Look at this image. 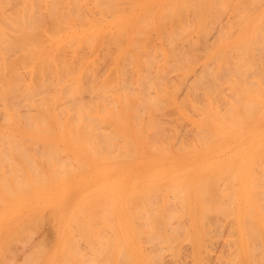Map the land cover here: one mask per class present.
Masks as SVG:
<instances>
[{"label": "bare ground", "instance_id": "6f19581e", "mask_svg": "<svg viewBox=\"0 0 264 264\" xmlns=\"http://www.w3.org/2000/svg\"><path fill=\"white\" fill-rule=\"evenodd\" d=\"M6 1V0H5ZM8 2H10V0H7ZM14 1H18V3H16L17 4V6H16V4H15V2ZM26 4H27V2H28V4H29V1H26V0H23ZM35 1V0H34ZM40 0H37V2H39ZM43 0H41V2H42ZM57 1V0H56ZM54 2L53 4L55 5V7L57 8H55V7H53V6H51V5H53L52 3L50 4V2H52V0L50 1V0H48V2H47V0L45 1V3L47 2V7L49 8L50 6L54 9V11L53 12H58V11H60L61 10V8H62V6H60L59 7V5L58 4H60V5H65L64 4V1L65 0H62L63 2H60V3H57V2ZM61 1V0H60ZM75 2L77 1L78 2V0H74ZM74 1H73V3H74ZM93 1H95V2H97L98 0H93ZM104 1V0H103ZM117 1H119V0H117ZM124 2L126 1H128L127 3H128V5L129 6H131L130 5V1L131 0H123ZM156 1H158V0H156ZM160 2L162 1V0H159ZM231 3H230V2ZM1 2H3V3H1ZM0 3L1 4H3L4 6L3 7H11V6H16V8H18L19 7V5L18 4H20L22 1H20V0H13V2H14V4L15 5H12L11 3H8L7 5H9V4H11L10 6H6L5 4L7 3H5L3 0L1 1ZM20 2V3H19ZM31 2H33V1H31ZM31 2H30V4H31ZM37 2H34L33 3V7L34 6H36L37 7V5H34L35 3H37ZM66 2V1H65ZM88 2V1H87ZM92 2V1H91ZM135 1L133 0L131 3H134ZM149 2H150V0H145L143 3H146L147 5L149 4ZM25 3H21V5L20 6H22L23 5V8H22V10H19V12H20V14H23V15H18V17L20 16H24V17H26L24 14H26V11L29 13L31 10L32 11H34L33 9H36L35 7L34 8H32L31 6H32V4L31 5H28V7L29 8H32V9H29L28 7H26L25 5ZM43 3V2H42ZM41 3V4H42ZM56 3H57V5H56ZM68 3H69V0H68ZM79 6H81V3L82 2H80V0H79ZM126 3V4H127ZM142 3V4H143ZM164 3V2H163ZM228 3H230L229 5H228ZM228 3H227V6H229L230 7V5H232L233 3V6H234V8L236 9H234L233 7L232 8H230V10L231 9H233L234 10V12L236 11V13H233V11L231 10L229 13H231V15H235L236 14V16H237V14H239V12H240V15H238V16H240L239 18H232L233 16H231V18L232 19H230L231 21L229 22V20L227 19V21H228V26H229V29L231 28V26L229 25L230 23L231 24H233L234 26H235V24H237V22H238V24H239V22H242V23H245V22H247V23H250L251 25V28H249V29H245L242 33H239V37L241 36V38H242V40L243 41H245V50H241L238 46H241L243 43H239V44H237L238 46H235V48L237 47V50H234L235 48L233 47L232 48V46H231V50H234V52H235V56L238 54H236V52L238 51H240L239 53H240V55H241V53H242V51H244L242 54H244L243 56H245V55H247V53L249 52V46H247V44H249V42H250V47L251 48H253L254 50V52H253V54L255 55V54H257L259 57H260V55L259 54H261V52L262 51H264V50H262V51H260L261 49H264V47H261L262 45H264V44H262V43H264V42H262V41H264V40H262V39H264V0H233V2H232V0H228ZM25 4V5H24ZM40 4V3H39ZM40 4V5H41ZM48 4H50V5H48ZM76 5L78 4V3H75ZM86 4V3H85ZM92 4H93V2H92ZM95 4V3H94ZM96 4H98V3H96ZM106 4V3H105ZM141 4V6H140V13L141 14H143V15H139L138 16V18H135L136 20V22H135V25H134V28H133V32L134 33H132V32H130L131 31V29H129V30H126L127 32L129 31L130 32V34L128 35V38H127V40H126V46H124V47H127L128 49V51L126 50V49H122L121 48V44L123 43V42H121V43H119L118 41H120V39L117 41L119 44H117V45H115V46H117L116 48H117V52H116V54L113 56V62L112 61H110V62H112V63H114V65L112 66V67H110L109 69H105L103 72H101V70H103L105 67H103V68H101L100 69V67H99V62H98V60H97V68L94 66V63L92 62L93 61V59H92V63H91V65H89V60L88 61H85V56H84V59H83V56H82V54H78V50H77V52H76V50L74 51H72V49H71V47L70 46H68V45H66L64 48H66V47H70L69 49H71V51L70 52H72V54H69V56L71 55V57H72V61H70L71 60V58H69V61L70 62H76V61H79V63L76 65L77 66V68H74V67H76V66H73V64L74 63H72L71 65L73 66V67H71V68H74V69H72V70H75V71H73V72H70V68L68 67L69 65H70V63L69 62H66L65 61V59L64 58H62V57H58V54L56 55L58 58H56V56L55 55H52L51 53L52 52H50V49H45V47H46V42L44 41V38H46L47 36L43 33L45 30H42V29H37L38 27H40L39 26V24H38V27H35V24L36 23H38V21L36 22V23H33V22H35L36 21V15L38 16V14H40V12L37 14V12L36 11H34V12H36V14H34V12L32 13V11L30 12L31 14L29 15L28 13H27V15L28 16H31V15H33L34 14V16H35V18H34V21L33 20H31V19H33V17H30V20L28 21L27 20V17L26 18H24L25 19V21L23 22L22 21V23H21V26L19 25V24H17V22H15L16 20H15V18L17 19V17H15L16 15H14L13 16V14H15L16 13V10L17 9H15V13L13 12V9L15 8H8V9H11L10 11L8 10V12L7 11H5L4 9L2 10L1 8H2V5L0 6L1 8V10H2V13L4 12L5 13V15H6V17L7 18H5V16L3 17L2 15H1V10H0V17L2 18V19H4V23H5V26L4 27H2L3 25H4V23H1L2 22V19L0 18V23H1V27H2V29L3 30H1L0 31V138H3V139H6V141H8L9 139L8 138H6V137H11V136H13L14 134L15 135H19L20 134V136H21V134H23L24 132H25V130L24 129H22V128H20L21 127V124L23 125H27L26 127L28 128V130L30 131V132H32L33 134H51V133H53V134H55V135H65V136H72L73 138H76V139H79V137L81 138V137H83V136H85V135H87V134H91L90 136H91V138H89L88 136V138H86V143L88 142H91V145H92V138H95L93 141L95 142V140L98 138H100L101 137V140H102V138H103V140L105 141V140H107L105 143H106V145H109L110 143V150L111 149H113V147H115V149L113 150L114 151V153H119V154H123L126 158V163H127V169L125 170V174H124V182H125V192H124V215H125V218L124 219H126L125 221V236H124V242H125V245H126V251L125 252H123L122 250H125L123 247H122V250H121V252H116V253H119V255L120 256H117L118 254H116V256L115 257H117V260H118V262H117V264L119 263V261H122V259L124 260V262H122L121 264H152V262H154L153 261V259L155 258L154 257V255H156L155 254V251L153 252V253H151L152 252V250H151V248H152V246L155 248V244H156V246H157V244L160 242V240H161V237L159 236V234L161 233L162 235H164V233L165 234H167L168 232V234H170V233H172L173 232V230H176V229H181V230H179L181 233H182V230H184L183 232H185V230H187V229H185V226L183 227L182 226V222L183 221H185V219H186V221H187V219H189V220H191V219H194L193 220V226H194V228H197V220L195 219V218H197V217H199L200 215H202V214H204L203 215V217L205 218H207L208 217V219H204V218H202V223H203V221L205 220H209V216H207L208 214H209V212H213L211 209V211L209 210V211H207L206 212V210H205V208H204V203L206 204V202H207V200L205 201L204 199H208L209 198V193H210V188H209V186H208V188L206 187V182H207V176H201V174L199 175V173H200V171H204L205 169H206V166H207V162H208V159L207 158H205V159H203L202 157H200V154L199 155H197V153H195L194 151H191V144H190V142L188 143L186 140L183 142L182 141V145L181 146H179L180 144H178V145H176L178 142H176L175 140H177V141H179L180 142V140H178L179 139V136H180V134L178 133V131H176V133H178L179 134V136H177V134H176V136H175V138L173 139L174 140V142H175V145H174V143H172V144H167L168 143V141L166 140V137L168 138V139H170L171 140V138H170V135H168L169 134V132H173V128L175 129V127H174V125H172V122H171V125L173 126V128H171V130L170 129H168V131L167 130H165V128H162V127H164L165 126V124L167 123V122H165L164 124H163V122H164V120H162V119H160L159 117L161 116V115H163V116H166L165 115V113H163L164 111H162L163 109H161V108H163V107H165V106H163L164 105V103H162L163 101V99H162V96L167 92V88L169 87V85H170V89L168 88V91L169 92H167V93H169V94H171V95H173V94H178V92H179V89L178 88H180V87H182V86H184L185 84H189V85H191V87L189 88V89H186L187 87H188V85H186V88H185V94H183V96L182 97H185L186 99H184L183 101H185L186 100V102L188 101V105H189V102H191V100H192V102L194 101L193 99H195V97H196V95H197V93H198V89L197 88H201L202 90H203V92L202 91H200V93H202V94H204V95H202V94H198V95H202L203 96V98L201 99V97L202 96H200L199 98L201 99V101L199 102L198 100H200L199 98H198V95H197V98H198V100H196L195 99V101H197V102H195L194 101V103H195V105H197L198 107H199V111L197 112L198 114H199V117H198V122H197V124H198V126H197V129H195V128H193V129H195L196 131H198L197 133L195 132V130L194 131H192V128H191V131L192 132H194V134H195V136H197V138H198V141L197 142H199V143H197V145L202 149V154H204V149H205V153L208 151V148H209V145H210V143L213 145V144H215V143H217L218 141L220 142V140H218L217 142H215L214 143V140L212 139L211 141H213V143L212 142H210V138L208 137V135H209V133H208V131H209V124L213 127V129H215V131H217L216 133L218 134V130L217 129H219V131L221 130L223 133H225L224 131V129L223 128H221V127H219V125H224L223 124V122H224V118L222 119L221 117L223 116V115H221L222 113H219L220 111H221V109L222 108H219V104H221V103H218V105H217V102L219 101V100H221L222 98H223V95H222V93L220 92L223 88V90H226L225 89V87L227 86V85H223V86H225V87H220L221 89H218L219 87L217 86V84H219V86H220V84H222V83H217L216 84V82L217 81H215V83H214V85H216V87H210V86H208V85H206V81H205V79H207L208 80V78L207 77H212L213 75L215 76V74L214 73H216V74H218V76H219V73H217V70L216 71H214L213 69L215 68V66H214V62L216 63V61H217V57H218V55H221V54H223V58L222 59H224L225 57H224V54H226V52L225 53H223L220 49V52H222L221 54H220V52H219V50H215V51H213L212 52V57L215 59L214 61H213V67H211V65L210 64H212V63H210L209 61H210V59H209V57H208V60L209 61H205V62H203V63H201V65H202V67L200 68V65H199V67H198V69L200 70V72H199V70H198V73H193V74H197V75H193L192 74V72L190 73V74H192L193 76H195V78L193 79L192 78V81L193 82H197V84H196V82L195 83H190V81L188 82V83H186V79H187V76H188V72L187 73H184V75L185 74H187V76H186V79H184L185 77H183V79H182V75L179 73V72H176L175 71V76H176V79H178V80H176L175 79V76H174V71L173 70H176V69H178V68H182V67H184L185 65L187 66V64H185V65H182V63L184 62V61H186V63H187V61H192L193 63H194V59H195V61H197L198 60V58H200V57H203V53H202V56H200V57H198L197 58V55H195V58H193L194 57V54H191L190 55V57L193 55V57H191V58H193V60L189 57V55H187V53L189 54L190 52H192L191 51V47H192V49L194 48L193 47V44H194V46H195V48H199L200 46L202 47V48H200V49H202L200 52H203L204 51V55H206L207 54V52L209 51V49L213 46L211 43H210V41L214 38V43H215V33H212V31L214 30H216V29H212V27L213 26H211V24H212V21H213V23H215V25H217L218 27H220L218 24L220 23V19H221V17H222V20L224 19V17L222 16L223 14H224V10H227V6H226V0H166V4H163V7H160L162 10L160 11L161 12V15L162 16H160L159 18H160V20L158 21L159 23H160V25H159V28H158V26H156L155 24H153V23H151V22H153L151 19H152V17H150L151 19H148L147 17H145L144 18V15H146V13L148 12V11H150V12H148L147 13V15L150 13V15L152 16V12H153V10H154V8L153 7H149L148 9L146 8V7H148V6H143ZM156 4H158V2L156 3L155 2V5ZM171 4H174V7H175V5H180V7H179V10L180 9H183L184 10V12H186L187 10H190L188 13L190 14V12L192 13V17H194L195 18V20L194 19H192V17L190 18V15H188V17L190 18V20H187L189 23H191V19L192 20H194V24L193 23H191V25L190 24H187V21L185 20V16L187 17V12L186 13H184L183 11H181L180 10V12H182V13H179L178 11H176L178 14H176V12L175 13H173L174 11H171L172 9L174 10V7H173V5H171ZM70 7L69 8H71V9H68V10H71V15H72V13H73V11H72V9L73 8H76L75 6H74V4H72V1H70ZM89 5H90V3H89ZM118 5V4H117ZM152 5H153V3H152ZM151 5V6H152ZM170 5H171V7H173V8H171V10L169 9H167V8H169L170 7ZM24 6H25V8H24ZM72 6H73V8H72ZM87 6V5H86ZM123 6H124V4H123ZM126 6V5H125ZM128 6V7H129ZM236 6V7H235ZM42 7L43 8H41V9H44V11L45 10H47V8L44 6V5H42ZM46 9H45V8ZM51 7L49 8V11L47 12V13H45V15L46 14H48L47 16L48 17H52V18H54L53 16V12H52V10H51ZM101 7V6H100ZM109 7V6H108ZM26 8H28V9H26ZM78 6H77V10H78ZM82 8V7H81ZM95 8H97L98 9V7H95ZM129 8H131V7H129ZM151 8V9H150ZM225 8V9H224ZM237 8H238V10H237ZM244 8H247L246 10H244ZM248 8H249V11H248V13H245V11L247 12V10H248ZM19 9H20V7H19ZM37 9H38V7H37ZM36 9V10H37ZM55 9L57 10V11H55ZM96 9V10H97ZM101 10H102V8H100ZM99 9V10H100ZM104 9V8H103ZM106 9L108 10V8H105L104 9V12H106ZM119 9V8H118ZM121 9V8H120ZM146 9V10H145ZM251 9H258L257 10V12L254 14V15H252L250 18H248L247 19V15L249 16V13L250 12H253ZM24 10V11H23ZM50 10H51V12H50ZM65 9L63 8V11H64ZM81 10V9H80ZM84 10V9H83ZM101 10L100 11H98L97 13H101ZM111 10V9H110ZM109 10V11H110ZM114 9H112L111 11H113ZM124 10L125 9H123L121 12H124ZM186 10V11H185ZM220 10H222V14H221V12H220ZM229 10V9H228ZM241 10V11H240ZM243 10H244V12H243ZM24 12V13H22V12ZM43 11V10H42ZM43 11V12H44ZM63 11H60L63 15H64V13H63ZM65 11H67V9L65 10ZM64 11V12H65ZM76 11V10H75ZM82 11V10H81ZM81 11H78V12H81ZM103 11V10H102ZM115 11H117V10H115ZM115 11H113V13L115 12ZM127 11V10H126ZM139 11V10H138ZM157 11V10H156ZM171 13H170V12ZM218 11H219V14H218ZM10 12H12L11 14H10ZM43 12H41V14H40V16H42V13ZM52 13V14H50V13ZM77 12V11H76ZM89 12V11H88ZM108 12V11H107ZM120 11H118V13H119ZM128 12V11H127ZM137 12V11H136ZM205 12H207L206 14L208 15V13H210L208 16H209V20H211V17H210V15L212 16V14H213V18H212V21H209V23H210V27H208V25L207 24H209L208 22H207V20H206V16L204 17V13ZM238 12V13H237ZM7 13H9V14H7ZM54 13V14H55ZM59 13V12H58ZM58 13H56V14H58ZM67 14L63 17L62 15V17L63 18H65L66 16H70V19L72 20L73 18H72V16L70 15V12H66ZM75 13V12H74ZM73 13V14H74ZM92 13V12H91ZM108 13H110V12H108ZM108 13H101L102 14V16L104 15V19L106 20V18L105 17H107L106 16V14H108ZM112 13V12H111ZM112 13V14H113ZM184 13V14H183ZM233 13V14H232ZM241 13H243L242 15L243 16H245L244 15V13L245 14H247L245 17H246V19H244L245 17H243L242 15H241ZM17 14H18V11H17ZM69 14V15H68ZM79 14V13H78ZM81 14H88L87 12H85L84 13V11L81 13ZM81 14H80V16H81ZM174 14H176L175 16H174ZM182 14V15H181ZM216 14V15H215ZM217 14H218V18H216L217 17ZM221 14V15H220ZM225 14H226V11H225ZM224 14V15H225ZM12 15V16H11ZM51 15V16H50ZM53 15V16H52ZM60 15V14H59ZM58 15V16H59ZM85 15V18L86 17H90V15L88 14V16H86ZM99 15L100 14H98V20H97V16H95V18H96V20H90V19H85L84 17H82V18H84V21L85 22H83V20L81 19V17L80 16H78V18L80 17V19L82 20V22H80V21H78V22H76V21H74V20H72V22H75L76 24L78 23L79 25H81L82 23L83 24H85L86 22L87 23H90V21L92 22V21H94V23H93V25L92 26H95V24L98 22V23H100L101 21H102V16H101V18L102 19H100V17H99ZM111 15V14H110ZM146 15V16H147ZM156 15V14H155ZM170 15H173V16H171V17H169ZM181 16L180 18L178 17V16ZM185 15V16H184ZM43 16H44V13H43ZM43 16L42 17H40V20L44 23V19H43ZM47 16H46V19H45V21L46 20H49V18H47ZM57 16V15H56ZM75 16V14L73 15V17ZM109 16V15H108ZM113 16V15H112ZM141 16V17H140ZM142 16H143V18H142ZM207 16V17H208ZM214 16H216L215 18H214ZM219 16H221V17H219ZM8 17H11L10 18V20H11V24H9V19H8ZM13 17H14V19H13ZM20 17L18 18V19H20ZM60 17V16H59ZM59 17H56V18H58L59 19ZM62 17H61V19H62ZM76 18H77V16H75ZM115 17V16H114ZM148 17H149V15H148ZM182 17H184V20L186 21V24L183 22V18ZM45 18V17H44ZM76 18H74V19H76ZM133 18V16L131 15V14H128L127 15V20H131ZM154 18V17H153ZM159 18H156V19H159ZM5 19H6V21H5ZM21 19H23V17L21 18ZM21 19H20V21H21ZM39 19V17H37V20ZM60 19V20H61ZM67 19V18H66ZM66 19H64V20H66ZM69 19V18H68ZM69 19V20H70ZM144 19V20H143ZM186 19H188V18H186ZM214 19L216 20V21H218L219 23L218 24H216L217 22H214ZM218 19V20H217ZM8 20V21H7ZM13 20H15V21H13ZM26 20H27V22H26ZM39 20V21H40ZM52 20H55V19H52ZM51 19H50V21H52ZM59 20V21H60ZM64 20H62V21H64ZM77 20H79V19H77ZM89 20V21H88ZM104 20V21H105ZM108 20V19H107ZM149 20H150V22H149ZM175 22H174V21ZM232 20H234V22L232 23ZM235 20H236V22H235ZM237 20H241V21H237ZM20 21H19V23H20ZM56 21V20H55ZM54 21V22H55ZM58 21V20H57ZM57 22L56 24L57 25H59L58 23H60V22ZM62 21H61V23H60V25H62ZM109 21V20H108ZM8 22V24H6ZM12 22H15V24H16V26L14 25V23H12ZM32 22V23H31ZM68 22V24H69V21H67ZM80 22V23H79ZM96 22V23H95ZM131 22H134V20L132 19V21ZM172 22H174V23H172ZM177 22V23H176ZM226 22V21H225ZM25 23H26V25H25ZM31 24L33 27H30V25L29 24ZM42 23V25H44V24H46V22L43 24ZM48 23H50L49 21H48ZM52 24H54L53 22H51ZM50 23V24H51ZM65 23H66V21H65ZM74 23V24H75ZM86 23V24H87ZM97 23V24H98ZM111 23H112V21H111ZM114 23H117V21L116 22H114ZM121 23V22H120ZM184 23V24H183ZM222 23V22H221ZM220 23V24H221ZM23 24H24V27H23ZM41 24V23H40ZM56 24L54 25V27H58V26H56ZM68 24H66V25H68ZM72 24V23H71ZM77 24V25H78ZM82 24V25H83ZM91 24V23H90ZM119 24V23H118ZM122 24V23H121ZM194 25V28L192 27L193 25ZM241 24V23H240ZM239 24V25H240ZM6 25H8V26H10V27H6ZM27 25H29L28 27H27ZM70 25V24H69ZM88 25L89 24H87V28H88ZM109 25H110V23H109ZM114 25V24H113ZM113 25H110V26H112L113 27ZM190 25V26H189ZM212 25H214V24H212ZM215 25H214V27H215ZM232 25V26H233ZM246 25V24H245ZM245 25L243 26V28L245 27ZM17 26H20V29H18V28H16ZM36 26H37V24H36ZM46 26V25H45ZM44 26V28H46ZM51 26V25H50ZM49 26V27H50ZM70 26H72V25H70ZM70 26H65V24H64V22H63V27H70ZM85 26V25H84ZM103 26H104V24H103ZM110 26H108L107 25V27H109L110 28ZM119 26H120V24H119ZM123 26V25H122ZM125 26L126 25H124V27H120L119 28V31L121 30V28H124L125 29ZM129 26V25H128ZM132 26V25H131ZM226 27V29L224 28V27ZM221 25V29H223L224 28V30H225V33H223L224 31L222 30V33L224 34L223 36H226L227 38L228 37H230L231 35H233V34H231V32H232V29L229 31L228 30V26H225V25ZM0 27V28H1ZM5 27H6V29H5ZM21 27H23V28H21ZM49 27L47 26V30L49 29ZM53 27V26H52ZM51 27V28H52ZM106 27V26H105ZM167 27H169L170 29H168ZM193 28V29H195V34H193V35H195L194 36V38L192 39V37L193 36H189V37H187V35L189 34L188 32H189V30H190V28ZM213 27V28H214ZM218 27H215V28H217V32H219V31H221L220 30V28H218ZM241 27V26H240ZM8 28H10V30L8 29ZM33 29V31L34 30H38V31H40L41 32V34H44V38L42 37L43 35H41V37L43 38V41L45 42H42V41H37L36 40V34H34L35 35V37L36 38H34L33 39V35H32V31L30 30H25V29ZM36 28V29H35ZM41 28V27H40ZM43 28V27H42ZM43 28V29H44ZM62 28V27H61ZM61 28L59 29L61 32H62V30H61ZM109 28H108V31H109ZM118 28V27H117ZM117 28H115L116 29V31H117ZM208 28H209V30L210 29H212V31H210L211 33V35L209 36L211 39H208L209 41V43L211 44V46L210 47H207V46H209V45H207V46H204V45H206V44H204L203 43V39H206V41H207V34L209 33L208 32ZM242 28V29H243ZM22 29H23V31H22ZM54 29H56V28H54ZM65 29V28H64ZM63 29V30H64ZM66 29H68V28H66ZM153 30V32L155 31L157 34H156V38H157V35L158 36H160V38L162 39L161 41L164 43V48H161L159 45H157V42L156 43H153V44H155V45H157V46H155V45H151L152 44V41H150L151 42V44H149V42H148V40H147V37H149V35L148 34H151L150 32H152V30ZM218 29H219V31H218ZM234 29H235V31H238L239 30V28H237V30H236V28L234 27ZM234 29H233V31H234ZM6 30V31H5ZM9 30V31H8ZM43 32H42V31ZM46 30V33H48V34H50V31L48 32ZM76 30V29H75ZM113 30V29H112ZM227 30L229 31V32H227ZM38 31H35V32H38ZM65 31V30H64ZM83 31V30H82ZM146 31H149L148 32V34H146ZM241 30H239V32H240ZM51 32H54V31H51ZM57 32V31H56ZM55 32V33H56ZM69 32V31H68ZM227 32V33H226ZM39 33V32H38ZM58 33V32H57ZM63 33V32H62ZM106 33V32H105ZM109 33L110 34H108V36L109 35H112V36H114V33H116L115 31H114V33L112 34V32H110L109 31ZM117 33H118V31H117ZM121 33H122V31H121ZM232 33H234V32H232ZM90 34V33H89ZM89 34L87 35V36H89ZM213 34V35H212ZM220 34H221V32L220 33H218L216 36L218 37V39H219V37H220ZM226 34V35H225ZM231 34V35H230ZM8 35H13V36H11L13 39H11L10 38V36H8ZM50 35H52V34H50ZM55 35H57V34H55ZM107 35V34H106ZM145 35H148L147 37L145 36ZM230 35V36H229ZM8 36V37H7ZM32 37V39L33 40H31L30 38H28V37ZM75 37H79V36H77V35H74ZM86 36V37H87ZM91 36H92V34H91ZM96 36V35H95ZM107 36V37H108ZM221 36H222V34H221ZM18 37V38H17ZM20 37V38H19ZM27 37V38H26ZM97 37V36H96ZM99 37V36H98ZM98 37H97V39H98ZM104 37H105V34H104ZM111 37V36H110ZM110 37H109V39H110ZM117 37V34H116V36H114V38H116ZM121 37H122V34H121ZM216 37V38H217ZM17 38V39H16ZM49 38V37H48ZM73 38V37H72ZM80 38V37H79ZM90 38V37H89ZM92 38V37H91ZM93 38H94V35H93ZM103 38V37H102ZM106 38V37H105ZM113 38V37H112ZM118 38H119V36H118ZM122 38H124V33H123V37ZM195 38H197V40L198 41H196L197 42V44H196V42H194L193 40H195ZM47 39V38H46ZM50 39V38H49ZM60 39V38H59ZM64 39H65V37H64ZM67 39V38H66ZM65 39V40H66ZM87 39V38H86ZM96 38H95V43H94V41H93V39H92V41H90V39L89 40H85V42L86 43H84L85 44V48H89V49H91V50H93V48L95 47V45H97V42H98V40H97ZM117 39V38H116ZM116 39H115V43H116ZM154 38H152V40H153ZM199 39H200V41L203 43H198L199 42ZM220 39H221V37H220ZM220 39H219V41H220ZM258 39L262 42H260V44L259 45H261V46H257V42H258ZM39 40H41V38L39 39ZM71 40V37H70V39H67V41H70ZM103 40H105L104 38H103ZM112 40V39H111ZM124 40H125V38H124ZM123 40V41H124ZM156 40H158V39H156ZM160 40V39H159ZM217 40V39H216ZM49 41V40H48ZM54 41V40H53ZM60 41V40H59ZM67 41H64L63 43H67ZM73 41V40H72ZM78 41H79V39H78ZM121 41H122V39H121ZM205 41V40H204ZM222 41V40H221ZM242 41V42H243ZM251 41H257L256 43L257 44H253V45H255V46H252V42ZM76 42V41H75ZM82 42H84V41H81V43ZM104 42V41H103ZM102 42V43H103ZM162 42H160V43H162ZM208 42H206L207 44H209ZM217 42H218V40H217ZM241 42V41H240ZM70 43H72V42H70ZM70 43H69V45H70ZM77 43V42H76ZM75 43V44H76ZM106 43H107V41H106ZM109 43V42H108ZM107 43V44H108ZM58 44V43H57ZM61 44V43H60ZM59 44V45H60ZM68 44V43H67ZM75 44H72V46H75ZM110 44H112V42L110 41ZM179 44H181V47H183V48H177L178 47V45ZM200 46H199V45ZM216 44V43H215ZM214 44V45H215ZM62 45V44H61ZM58 46V47H62V46ZM98 45H99V42H98ZM103 45L104 46H106L105 45V43H103ZM196 45H198V46H196ZM244 45V44H243ZM243 45H242V47H243ZM49 46V45H48ZM80 46H81V49H82V45H79L78 47H77V45H76V47L77 48H79L80 49ZM111 45H109V47H110ZM203 46H204V48H203ZM221 46V45H220ZM102 47V46H101ZM109 47H106V50L107 51H109L108 49H109ZM114 47V46H113ZM113 47H112V49H113ZM158 47H160V48H158ZM184 47H186L187 49H185ZM261 47V48H260ZM51 48V47H50ZM63 48V50H65ZM98 48H99V51H101V49H100V46H98ZM103 48V47H102ZM133 49L135 52H136V54L137 55H135L134 57H136L137 58V64L136 65H134L133 64V62H134V59H132L133 60V62H130V60H131V57L133 58V54L131 53L130 54V52H129V50L130 49ZM194 48V49H195ZM258 48H260V50L258 49ZM74 49H75V47H74ZM89 49H87L88 50V56L90 55L89 54ZM111 49V48H110ZM181 50L182 52H180L179 50ZM183 49H185V51L183 50ZM226 49H229V48H226ZM238 49H240V50H238ZM256 49H258V50H256ZM83 50H86V49H84L83 48ZM189 50H190V52H189ZM44 51H47L45 54H44ZM66 51V50H65ZM68 51V50H67ZM67 51H66V53H67ZM114 52H115V47H114V50H113ZM112 51V52H113ZM257 51H260V52H257ZM58 52H60L59 50H58ZM102 52V51H101ZM101 52H100V54H101ZM193 52H194V50H193ZM192 52V53H193ZM55 53H57V50L55 51ZM63 53H65V52H63ZM68 53H69V51H68ZM98 53V52H97ZM107 53V52H106ZM106 53L104 54V55H106ZM186 53V54H185ZM198 53V52H197ZM227 53H228V50H227ZM259 53V54H258ZM54 54V53H53ZM60 54H62V53H60ZM59 54V55H60ZM93 54H94V52H93ZM99 54V53H98ZM99 54V55H100ZM229 54V53H228ZM262 54H264V53H262ZM261 54V55H262ZM66 55V54H65ZM99 55H97L96 57H95V59L96 58H99ZM103 55V54H102ZM102 55H101V58H102ZM111 55H112V53H111ZM129 55V56H128ZM240 55H237L236 57H235V60H236V58L237 59H239V58H241L240 57ZM249 55H250V58H249V60L251 59V62L249 61V63L251 64V63H253V61L254 62H256V57L259 59V57L257 56V55H255V56H253V55H251L250 54V52H249ZM53 56H55L54 58H53ZM110 56V55H109ZM228 55H226V57H227ZM66 57H67V55H66ZM87 57V56H86ZM108 57V56H107ZM106 57V58H107ZM211 57V58H212ZM233 57V58H234ZM251 57H253V58H251ZM255 57V58H254ZM56 58V60H54ZM89 58V57H88ZM212 58V59H213ZM219 58H220V56H219ZM218 58V59H219ZM229 58V57H228ZM232 58V59H233ZM244 58V57H243ZM109 59V58H108ZM108 59H106L107 60V62H108ZM110 59H111V57H110ZM126 59H128V60H126ZM190 59V60H189ZM242 59V58H241ZM247 59H248V57H247ZM253 59H255V60H253ZM101 60V59H100ZM102 60H103V58H102ZM101 60V61H102ZM105 60V59H104ZM103 60V61H104ZM112 60V59H111ZM136 60V59H135ZM234 60V59H233ZM245 60V59H244ZM243 60V61H244ZM260 60V59H259ZM101 61H100V63H101ZM126 61H128V62H126ZM223 61V62H222ZM221 62H219L218 63V65L216 66V68L217 69H219L218 71L219 72H221L220 70H221V68H222V72H224V71H226V70H224V68H225V66L227 67V65H229V63L227 62L228 61V59L226 60L225 59V61L224 60H222ZM231 60H229V62H230ZM240 61H242V60H240ZM258 61V60H257ZM94 62H95V60H94ZM182 62V63H181ZM192 62H190V63H192ZM225 62H227V63H225ZM232 62V61H231ZM69 63V64H68ZM102 63H104V62H102ZM102 63H101V66H102ZM125 63V64H124ZM127 63V64H126ZM178 63H180V64H178ZM232 63H234V62H232ZM231 63V64H232ZM248 63V64H249ZM259 65H260V67H259V65L257 64V62L255 63V65L257 64V66H255L254 65V63L252 64V66H255L258 70L259 69H261L262 67H264V65H262L261 66V62L259 61ZM106 63H104V65H105ZM110 64V63H109ZM224 64V65H223ZM226 64V65H225ZM235 64V63H234ZM239 64H240V62H239ZM242 64V63H241ZM243 64H245V66L243 65ZM242 65H243V67L242 68H240V69H243V71H244V73H245V76H248L247 74H248V72L250 73V75H253V74H251V73H253V72H255L256 70L254 69L255 67H253V69L251 70V68L252 67H250V68H248L249 67V65L248 64H246V61L243 63ZM262 64H264V61H262ZM70 65V66H71ZM75 65V64H74ZM103 65V66H104ZM189 65V64H188ZM127 66L129 67H131L132 69L130 70V72L129 73H131L130 75H131V77H130V75L127 77L128 79H126V80H124V76L126 77V75L128 74V72L126 71L127 70ZM190 66V65H189ZM224 68H223V67ZM246 66H248L247 68L248 69H245V67ZM130 67H129V69H130ZM191 67V66H190ZM190 67H189V69L188 68H186V69H188V70H190ZM230 67H231V65H230ZM229 67V68H230ZM235 67H236V64H235ZM234 67V68H235ZM241 67V66H240ZM90 69L91 71L90 72H88L87 71V69ZM185 68V67H184ZM213 68V69H212ZM24 70V72L26 73V75L27 76H25V74L24 73H22V71ZM153 69V70H152ZM179 69V70H180ZM185 69V70H186ZM191 69H192V67H191ZM196 69H197V67H196ZM250 69V70H249ZM171 70V71H170ZM181 70H183V68L181 69ZM184 70V71H185ZM227 70H228V67H227ZM237 70V69H236ZM166 71L168 72H170V73H172L173 72V76H172V74H170L169 72V75L166 73ZM194 71V70H193ZM231 71H233L232 69H231ZM245 71H248V72H245ZM253 71V72H252ZM262 71H264V70H262ZM99 72H101V73H99ZM125 72H127V74H125ZM195 72H196V70H195ZM222 72H221V74H222ZM229 72V74L231 73L230 71H228ZM259 72V74H257ZM257 73H255L254 75H256V76H258V75H261L262 73L260 72V71H258ZM201 73V74H200ZM237 73V72H236ZM243 73V74H244ZM261 73V74H260ZM22 74H24V76H25V78L23 79V81H22V85L23 86H20L21 85V81L20 80H22V79H20V76H23ZM232 74V73H231ZM240 75L239 76H241V72L239 73ZM242 74V75H243ZM179 75H181V77L179 76ZM183 75V76H184ZM191 75V76H192ZM233 75H235V74H233ZM89 76H91L90 77V80H88L89 78ZM190 76V75H189ZM207 76V77H206ZM213 76V78H215ZM245 76H242V77H245ZM256 76H254L255 78H256ZM130 77V78H129ZM221 77V76H220ZM227 77H229V78H227L228 80V82L230 81V80H233V79H231L232 78V75L231 76H227ZM231 77V78H230ZM251 78H252V76H250ZM261 77H264V75H262ZM261 77H259L258 78V80L256 81V83H254L253 82V85L255 86V85H257V87L259 86V85H261V82H262V79H260ZM23 78V77H22ZM86 78H88V79H86ZM175 80H174V79ZM169 79H171V80H173V81H169ZM180 79H181V82L183 83V84H181V82H180ZM216 79H217V75H216ZM225 79V78H224ZM224 79H223V81L222 82H225L224 81ZM230 79V80H229ZM244 80V78H241V80ZM247 79V78H246ZM249 79V78H248ZM88 81L87 83L85 82V81ZM185 81V83H184V81ZM195 80V81H194ZM220 80V79H219ZM176 81V82H175ZM209 81V80H208ZM211 81H213V79L211 78ZM213 81V82H214ZM236 81V80H235ZM247 81V80H246ZM119 82V84H117ZM174 82V83H173ZM177 82H179V83H177ZM238 82H240V81H238ZM251 82H252V80L250 81V85H251ZM169 83V84H168ZM211 84V82L209 81V82H207V84ZM234 83H235V85L236 84H238L237 82H229V88L230 89H228V87H227V90H230V91H232V90H234V92H233V94L235 95L236 93H235V89H233L234 87H236L235 85H234ZM262 83H264V82H262ZM165 84H167L166 86H167V88H166V86H165ZM173 84V85H172ZM180 85V87H178L177 85ZM196 85V86H194V85ZM241 84V83H240ZM118 85V86H117ZM177 86V88L175 87V86ZM182 85V86H181ZM193 85V86H192ZM213 85V86H214ZM241 85H246V88L245 89H247V83H245V84H241ZM248 86L249 88H251V90L253 89V86ZM173 88H172V87ZM211 86H212V84H211ZM52 89H51V88ZM194 87V88H193ZM238 87H239V85H238ZM241 87V86H240ZM261 87L262 86H259V88L261 89ZM18 88H20L21 90H23V92H21L20 93V89H18ZM48 88H49V90L51 91H49L48 90ZM174 88H176V89H174ZM231 88H232V90H231ZM242 88V87H241ZM243 88H244V86H243ZM242 88V89H243ZM248 88V90H250ZM262 88H264V87H262ZM193 89V91H191V90ZM201 89H199V90H201ZM255 89V88H254ZM174 90V92H172ZM181 90V89H180ZM186 90H190L189 91V93L190 92H192L191 93V96H189V98L190 99H187V97H186ZM226 90V91H227ZM236 90H238V89H236ZM19 91V92H18ZM48 91H49V93H48ZM55 92V93H53L52 94V92ZM170 91L172 92V93H170ZM176 91H178V92H176ZM225 91V92H226ZM230 91H228V92H230ZM243 91V90H242ZM240 92V93H243V92ZM254 90H252V92H253ZM255 91H256V89H255ZM195 92V93H194ZM219 92V93H218ZM222 92H224V91H222ZM245 92V91H244ZM257 92V91H256ZM256 92H254V93H256ZM258 92L259 93H261V91L258 89ZM257 92V93H258ZM262 92H264V91H262ZM188 93V95H190ZM239 92H237V94L236 95H241V94H238ZM258 93V94H259ZM52 94V96L50 97L49 95H51ZM224 94V93H223ZM245 94V93H244ZM175 95V96H176ZM220 95H222V98L220 99ZM232 95V94H231ZM230 95V96H231ZM234 95H232V96H234ZM262 96H264V94H261ZM260 95V96H261ZM44 96L45 97H47V102H45L44 100L45 99H43L44 98ZM168 96H170V95H168ZM228 96H229V93H228ZM229 96V97H230ZM231 96V97H232ZM244 96V95H243ZM251 96V95H250ZM258 96V95H257ZM256 96V97H257ZM260 97L261 98V101L262 100H264V99H262V98H264V97ZM27 97V98H26ZM177 97V96H176ZM178 97H180L181 98V96H178ZM237 97V96H236ZM235 96L233 97V99H235L236 98ZM246 97V96H245ZM33 98V99H32ZM169 98H171V96L169 97ZM242 98V97H241ZM247 98V97H246ZM246 98L245 99H242V100H244V101H242V102H239V100H238V102H239V104L241 103L243 106H240L239 104H235V102H234V104L235 105H239L240 107H243V109H244V105H248L249 103V105L248 106H252L251 104H255L256 103V101L255 100H251V102L249 101H247L248 100V98H247V100H246ZM259 98V96H258V100L260 99ZM24 99H26V101L27 100H29L30 101V99L32 100V102H33V100L36 102V103H32V105H30L29 103H27L26 102V104H29V105H26L25 104V102L23 101ZM167 99V98H166ZM166 99H164V102H165V105H167L168 103H167V101H165ZM172 99V98H171ZM183 99V98H182ZM237 99H239V98H237ZM37 100V101H36ZM176 100H180L179 98L178 99H176ZM230 100H231V98H230ZM246 100V101H245ZM249 100H250V98H249ZM162 101V102H161ZM168 101H170V100H168ZM172 102H173V99L171 100ZM171 101L169 102V104L171 103ZM178 101H176L177 103H178ZM183 101H180V102H183ZM222 101V103H224V102H226V100L224 101L223 99L221 100ZM224 101V102H223ZM233 101V100H232ZM235 101V100H234ZM240 101H241V99H240ZM254 101H255V103H254ZM260 101V100H259ZM260 101V102H261ZM246 102V103H245ZM21 103H23L22 105H20ZM160 103H162V107H161V105L159 106V104ZM245 103V104H244ZM193 105V106H190V105ZM189 106H190V110L192 111V109L193 110H195L193 107H194V104L193 103H191ZM226 104H228L229 105V102H227ZM256 104H258V102L256 103ZM18 105H19V107L21 106V108L23 107V106H25V109H21V108H18ZM178 105H180V104H178ZM181 105H183L184 106V102L183 103H181ZM181 105H180V107H181ZM222 105V104H221ZM262 105H264V104H262ZM158 106L159 107H161V108H159V109H161V111H162V113H160V114H158L159 113V111L160 110H158ZM182 106V108H185L184 110H187V109H189V108H187L186 109V107H189V106H187L186 105V107H183ZM223 106V105H222ZM231 106V105H230ZM247 106V107H248ZM259 106V105H258ZM198 107H196V109L198 108ZM225 107V106H224ZM223 107V108H224ZM234 107H237V106H234ZM233 107V108H234ZM247 107H245V109H247ZM261 107V106H260ZM24 108V107H23ZM166 108V107H165ZM168 108V107H167ZM170 108V107H169ZM218 108L220 109V111L218 110ZM226 108V107H225ZM224 108V109H225ZM253 108V107H252ZM255 108H256V106H255ZM254 108V109H255ZM259 108V107H258ZM257 108V109H258ZM262 108H264V106H262ZM228 109V108H227ZM227 109H226V111H227ZM236 108H234V110H235ZM237 109H238V111H239V108L237 107ZM242 109V108H241ZM242 109V110H243ZM256 109V110H257ZM165 110V109H164ZM167 110V109H166ZM172 110V109H171ZM228 110H231V109H228ZM233 110V109H232ZM241 110V111H242ZM252 110V109H251ZM250 110V111H251ZM255 110V111H256ZM261 110V112L260 113H262V110H264V109H260ZM259 110V111H260ZM160 111V112H161ZM248 111H249V108H248ZM247 110H245V113L246 112H248ZM174 112L176 113V111L174 110ZM195 112H196V110H195ZM224 112V111H223ZM229 112H231V111H229ZM229 112L227 113L228 114V116H229ZM236 112V111H235ZM240 112V111H239ZM243 112V111H242ZM173 113V112H172ZM174 113V114H175ZM187 113H189V112H187ZM192 113H193V115L194 114H197V113H194L193 111H192ZM226 113V112H225ZM258 114H259V112H257ZM156 114H158L159 116H156ZM167 114H169V113H167ZM226 114V115H227ZM249 112L247 113V114H244L243 116H248V118L247 119H250V116H251V114H249ZM253 114V113H252ZM190 115H191V113H190ZM225 115V116H226ZM231 115H233V114H231ZM195 116V118H197ZM221 116V117H220ZM228 116H227V118H228ZM235 116V115H234ZM233 116V117H234ZM242 116V115H241ZM245 116V117H246ZM253 116V115H252ZM251 116V117H252ZM162 117V116H161ZM177 117H179V116H177ZM232 117V116H231ZM236 117V116H235ZM160 120H159V119ZM168 118V117H167ZM171 118H173V117H171ZM175 118H176V116H175ZM175 118H173V120H168V121H174L175 122ZM236 118H240V115L239 116H237ZM170 119V118H169ZM178 119H181V118H178ZM221 119V120H220ZM238 119L236 120V119H234L233 118V120L232 121H234L235 120V122L236 121H238ZM96 120H98L100 123H105L104 124V127H102L101 125L102 124H100V123H98V122H96ZM158 120V121H157ZM162 120V122H160ZM223 120V121H222ZM243 120V119H242ZM102 121V122H101ZM232 121H230V122H232ZM240 121V122H239ZM238 122H237V124H238V126H239V124L240 123H243V122H241V120H239ZM95 122H96V124H95ZM177 122V121H176ZM182 122V121H181ZM184 122V121H183ZM229 121H228V123H230ZM159 123H162V126H161V124H159ZM227 123V124H228ZM246 122H244V124H245ZM157 124H159V125H157ZM175 124V123H174ZM178 124V123H177ZM183 124H186L185 122L183 123ZM196 124V125H197ZM230 124H232V123H230ZM15 125H16V127H15ZM98 125L99 126H101V127H99L98 128ZM164 125V126H163ZM181 125V129H182V127H185V126H182V124H180ZM221 125V126H222ZM229 125V124H228ZM233 125L235 126L236 125V123L234 124V122H233ZM175 126H177V125H175ZM178 126H179V124H178ZM241 126H243V124L241 125ZM157 127H161L162 129L161 130H164V131H162L161 132V130L160 129H158ZM166 127H168V126H166ZM180 127V126H179ZM192 127H193V125H192ZM236 127V126H235ZM244 127V126H243ZM158 129V131H157V133L159 134V133H161L162 135H161V137L162 136H164V132L166 133V131H167V136H165V137H163L164 138V140H166L167 141V143H165L166 141H163L161 138H159V139H157L156 138V140H155V138H153L154 137V133H156V132H152L153 133V136H152V138H153V141H152V138H151V135H149V137L151 138V140L150 141H147L148 139H149V137H148V134H146L145 136L147 137V140L145 141L146 142V144H144L143 142H142V135H144V134H142L143 132H146V131H148L149 129L151 130L152 129V131H155V129ZM170 128V127H169ZM231 128V127H230ZM230 128H229V130H230ZM233 128V127H232ZM237 128V127H236ZM180 128H179V130H181ZM241 128H239V130H240ZM175 130H178V128L176 127V129ZM228 130V131H229ZM183 131V129L181 130V131H179V132H182ZM190 131V132H191ZM184 132H186L185 131V129H184ZM183 132V133H184ZM210 132H212V131H210ZM214 132V131H213ZM210 133V134H214V133ZM227 132V131H226ZM232 132H234V131H232ZM148 133H151V131L150 132H148ZM156 133V135H158ZM174 133V132H173ZM223 133L221 134V135H223ZM253 133H254V137H256V138H259L260 136H261V133L257 130V129H253ZM82 134V135H81ZM165 134V135H166ZM174 134V135H175ZM216 134V135H217ZM93 135H95V136H93ZM97 135H99L98 137H97ZM219 135H220V132H219ZM20 136H19V138H20ZM118 136L119 137H122V139H117L118 138ZM144 136V138H146ZM169 136V137H168ZM184 136V135H183ZM189 136V135H188ZM191 136V135H190ZM199 136V137H198ZM213 136H215V135H213ZM212 136V137H213ZM5 137V138H4ZM9 137V138H10ZM25 137H27V136H25ZM36 137H37V135H36ZM72 137H71V139H72ZM78 137V138H77ZM106 137H108L109 138V140H108V138L107 139H104V138H106ZM125 137V138H124ZM156 137H158V136H156ZM177 137H178V139H177ZM181 137V136H180ZM192 137V136H191ZM211 137V138H212ZM216 137V136H215ZM14 138V137H13ZM13 138H12V140H10V141H13V142H11V144L13 143V146L11 147V146H9V147H11V148H14V144H15V142L16 141H14L13 140ZM18 138V139H19ZM21 138H23L24 140L26 139V138H24V137H22L21 136ZM28 138V137H27ZM40 138V137H39ZM112 138L114 139V138H116V140H120L121 141V143L120 144H117L116 143V145L114 144L113 145V143L111 142V140H112ZM193 138V137H192ZM209 138V139H208ZM214 138V137H213ZM8 139V140H7ZM15 139H17V138H15ZM23 139H21L22 141H23ZM30 139H31V137H30ZM34 139H37V138H32L31 140L32 141H34V142H36V143H38L36 140H34ZM98 139L96 140V146L98 147V143H100V147H104V149H105V147H106V150H108V148H107V146L105 145V146H102L103 144H102V142H103V140L101 141L100 139H99V141H98ZM111 139V140H110ZM181 139V138H180ZM191 139V138H190ZM194 139V138H193ZM215 139V138H214ZM21 140H20V142H21ZM28 140H29V138H28ZM30 140V141H31ZM41 140H42V138H41ZM80 140V139H79ZM89 140V141H88ZM192 140V139H191ZM208 140H209V142H208ZM1 141H3L2 139L0 140V147H2V148H4L3 147V145L4 144H8L6 141L3 143H1ZM30 141H28V142H30ZM31 141V142H32ZM50 141V140H49ZM78 141V140H77ZM84 141V142H85ZM144 141V140H143ZM192 141H195V140H192ZM216 141V140H215ZM19 142V143H20ZM34 142H32L33 144H35ZM39 142H41L42 143V141H39ZM45 142V141H44ZM44 142H43V145L45 146V148L47 149V150H49V149H51L52 150V147H55V146H52L53 144H51V146H49V144H48V146L49 147H51V148H49L48 146H47V144H44ZM51 142V141H50ZM79 142V141H78ZM107 142H109L108 144H107ZM185 142H187V143H185ZM196 142V141H195ZM19 143L17 144V146H19L20 147V145H19ZM22 143V142H21ZM31 143V145L32 146H30V147H28L29 149L32 147V151H34V148H33V144ZM40 143V144H41ZM46 143H48V141L46 142ZM73 143H75V142H73ZM80 143V142H79ZM87 143V144H88ZM104 143V144H105ZM185 143V144H184ZM194 143V142H193ZM1 144H2V146H1ZM25 144H29V143H25ZM61 144V143H60ZM144 144V145H143ZM8 145H10V143L8 144ZM8 145H6V146H8ZM24 144H22L21 145V148H20V151L22 150V146H23ZM42 145V144H41ZM76 145H77V143H76ZM86 145V144H85ZM90 145V144H89ZM113 145V146H112ZM146 145V146H145ZM192 145H194L192 148H195V144H192ZM16 146V145H15ZM29 146V145H28ZM35 148H37L38 146L35 144ZM57 146V145H56ZM87 146V145H86ZM9 147H7V148H9ZM18 147V148H19ZM24 147V146H23ZM59 147V146H58ZM57 147V149H59ZM62 147V146H61ZM60 147V148H61ZM77 147H78V145H77ZM87 147H89V149H88V151H90L91 152V154L94 156L95 154H93L92 153V151L93 150H90V148H91V146H87ZM93 147H94V144L92 145V149H93ZM100 147H98L99 149L98 150H101V148ZM109 147V146H108ZM144 147H146V149L147 150H149L150 152L149 153H151V154H145V150H144ZM40 148V147H39ZM42 148V147H41ZM37 149L38 150V152L41 150V152L38 154V153H36V151H34L35 152V157H37L36 155H40V156H42V158H45L44 160H50V159H48L49 158V155L51 154V150H50V152L48 153V152H46L47 150L43 147L42 149ZM49 148V149H48ZM79 148V147H78ZM85 148V147H84ZM1 149V148H0ZM10 149V148H9ZM8 149V150H9ZM15 149H17V148H15ZM15 149H12V151H13V153H14V151H16L15 153H19L17 150H15ZM24 149L25 148H23V151H24ZM44 149H45V151H44ZM54 149V148H53ZM56 149V150H57ZM62 149H64V148H62ZM175 149V150H174ZM4 151H6L5 150V148L3 149ZM2 150V151H3ZM30 150V151H31ZM43 150V151H42ZM56 150L54 149L52 152H56ZM59 150H61V149H59ZM96 150V149H95ZM109 150V153H108V155H110L111 154V156H109L108 157V159L110 158H112V159H114V160H116L115 159V157H117V154H115V155H113V152H112V150L110 151ZM115 150H118L117 152L115 151ZM257 150H259V151H257ZM256 151H254L253 150V155L255 154V157H256V155L258 156L259 155V153L258 152H261L262 153V151H264V149H262L261 148V151H260V149L258 148ZM11 151V150H10ZM25 151H27V149L25 150ZM29 151V150H28ZM27 151V152H28ZM103 153H104V150L102 149L101 150ZM100 151V152H101ZM174 151H176V152H178V153H183V155L182 156H180V157H178L175 153H174ZM8 152V155H9V151H7ZM44 152L46 153L45 155H48V157L47 156H45V155H43L44 154ZM61 152V151H60ZM59 152V154H63L62 152L60 153ZM64 152V151H63ZM78 152V151H77ZM98 153H99V151H97ZM122 152V153H121ZM21 154L23 153V152H20ZM26 153V152H25ZM23 153L22 154V156H21V154H18L19 156H20V158H19V156L17 157L18 159H21V157L23 158V155H25L26 157H28V154L29 155H31L30 153L31 152H28V154L26 153ZM58 152H56V154H57ZM66 153V154H65ZM94 153H95V151H94ZM251 153V154H252ZM256 153H258V154H256ZM1 155H0V161H5V164H8V162H10V158L9 157H7L8 155H6V152H3V153H0ZM2 154L3 155H5V156H2ZM56 154H54V153H52V155L53 156H55ZM64 154L67 156V155H69L70 153L69 152H64ZM102 154V153H101ZM100 153L98 154V155H101ZM262 154H264V153H262ZM13 155V154H12ZM16 155V154H15ZM14 155V156H15ZM52 155H50L51 157H52ZM71 155V154H70ZM104 155H106V152L103 154V157H104V159H102L101 158V160H105L106 159V157L104 156ZM25 156H24V158H25ZM57 156H58V154H57ZM60 156H62V155H60ZM66 156H62L61 157V159H64V161H67V162H64V163H69V165H66V164H64V163H61V162H63V160H59L60 161V164L62 165V170H64V169H66L67 171H69V173L72 171H76L77 170V166H75V165H77V163L74 165L73 163H70L71 161H69V159H68V156L66 157ZM114 156V157H113ZM124 156L123 157H121V158H124ZM262 156H264V155H262ZM262 156H260V159H261V157ZM1 157H3V160L1 159ZM10 157H13V156H10ZM33 158H35L34 156H32ZM75 157V156H74ZM94 157H96V156H94ZM99 157H101V156H99ZM120 157L118 156V158L120 159ZM254 157V160L257 158H259V156L258 157H256L255 158ZM4 158H6L5 160H4ZM7 158H9V160L7 159ZM39 158V157H38ZM53 158V160L55 159V157H52ZM69 158L71 159H74L73 158V155H72V157H70L69 156ZM98 158V157H97ZM96 158V159H97ZM14 159H15V157H14ZM13 159V160H14ZM18 159H17V161H18ZM28 159H30V158H28ZM32 159V158H31ZM30 159V162H32V164H35V163H33L34 162V160L32 161ZM36 159V158H35ZM40 159H41V157H40ZM39 159V160H40ZM59 158H57L56 157V159L54 160V162H55V164H58L57 165V167H59L60 168V166L61 165H59V161L58 162H56L57 160H58ZM66 159H68V160H66ZM76 159V158H75ZM74 159V160H75ZM77 159H79V158H77ZM100 159V158H99ZM262 159H264V157H262ZM261 159V160H262ZM22 160V159H21ZM24 160V162H28V160L27 159H23ZM37 160V159H36ZM42 160V159H41ZM52 160V161H53ZM79 160H81V159H79ZM79 160H76V161H73V162H77V161H79ZM107 160V159H106ZM253 160V161H254ZM6 161H8V162H6ZM16 161V162H17ZM38 161V160H37ZM82 161H84V160H82ZM247 161H249V160H247ZM246 161V162H247ZM12 162V161H11ZM10 162V163H11ZM23 162V161H22ZM24 162H23V165H22V163H21V167H23L24 166ZM26 162V163H27ZM36 162V161H35ZM54 162H53V164H54ZM257 162H258V160H257ZM254 163V164H257V165H254V166H257V171L260 169V167H261V169H260V171H258V173L257 172H255V171H253L254 169H252L253 167H250L251 168V171H253V173H249V174H252V178L254 179V181H256V183H254V181H253V179H251V177L249 178V176H246V179H245V187H246V190H242L241 191V202L240 203H238V206H242V207H247L246 208V212L248 213V209H250L249 211H251V209L252 210H254L255 211V202H257V203H259L258 201L259 200H261V201H264V198H260V199H258L257 200V198H256V200H255V195L256 196H262V195H264V194H262V193H264V191H262V193H261V189H264V185H262V184H264V183H262V182H264V179H261L262 177H264V167H262V166H264V164H262V163H264V160H262V163H260V165L258 164L259 162H260V160H259V162L258 163ZM26 163H25V165H26ZM41 163H45V162H42L41 161ZM40 163V161H39V164L41 165V167L43 166V164H41ZM47 163H50V161H48ZM80 163V162H79ZM83 163V162H82ZM85 163V162H84ZM83 163V164H84ZM249 163V162H248ZM248 163H245V165H244V167L245 168H247L248 167ZM252 163V162H251ZM0 164H2L1 162H0ZM13 164L14 165H16V166H14L15 167V170L18 168V166H19V164H20V161H19V164H18V166H17V163L15 164V162H13ZM27 164H29V162L27 163ZM37 164V163H36ZM74 165L75 167H76V170H74L75 168H74V166H72V165ZM83 164H81V165H83ZM86 164V163H85ZM262 164V165H261ZM3 165H4V163H3ZM30 166H32L31 164H29ZM29 165H26V166H29ZM66 165V166H65ZM259 165V166H258ZM7 166V165H6ZM26 166H25V169H26ZM35 166V165H34ZM37 166H38V164H37ZM46 166V165H45ZM50 166H52V165H48L47 164V167L50 169V173L54 170V169H57V167L55 168V166L56 165H54V169L51 171V168H50ZM72 166V167H71ZM80 166V165H79ZM84 166V165H83ZM112 166H113V164H112ZM229 166H231V163L227 166L228 168H229ZM8 167H10L9 165H8ZM14 167L12 168V166H11V168L14 170ZM17 167V168H16ZM85 167V166H84ZM86 167H87V165H86ZM3 168V167H2ZM6 168V167H5ZM5 168H3L4 170H3V172H4V174L5 173H8L9 174V172H6V171H8V170H6L5 171ZM29 168V167H28ZM37 168V167H36ZM48 168H46V169H48ZM57 169V170H59V172L57 171H53L52 173L54 174V177H58V176H63V175H66V174H64L65 172L64 171H62L61 169ZM70 168V169H69ZM80 168H83V167H80ZM80 168H78V169H80ZM231 168V167H230ZM229 168V169H230ZM234 168V167H233ZM19 169H22V168H19ZM30 169H31V167H30ZM29 169V170H30ZM39 169V168H38ZM42 169H44V166H43V168ZM196 170V174L197 175H192V174H190V172H189V170ZM225 169V168H224ZM0 170H1V167H0ZM11 170V169H10ZM12 170V173H14V171ZM23 170H24V167H23ZM35 169H33V167H32V170H30V171H32L31 173H33V172H35L36 173V170L34 171ZM40 170V169H39ZM61 170V171H60ZM65 170V171H66ZM221 170H223V169H221ZM221 170H219L220 172H221ZM233 170V169H232ZM232 170H231V172H232ZM235 170H237V165H236V168H234V171ZM256 170V169H255ZM19 170L17 169L16 170V176H18V177H16L15 175V179L16 178H19L20 176H19V172H18ZM22 171V170H21ZM38 171V170H37ZM48 171V170H47ZM66 171V172H67ZM224 171V170H223ZM225 171H227V173H223V172H221V173H223V175L221 176V177H223L224 176V174H228V171L229 170H225ZM234 171H233V173H234ZM39 172V171H38ZM43 172V171H42ZM49 172V171H48ZM62 172V173H61ZM213 172V171H212ZM220 172H217L216 174L218 175V173H220ZM230 172V171H229ZM247 172H250V171H247ZM260 172V173H259ZM21 173H23V172H20V175H21ZM40 173V172H39ZM44 173V172H43ZM51 173V174H52ZM62 175H61V174ZM121 173V172H120ZM232 173V174H233ZM254 173H256L257 174V176L259 175V177H257L256 175H255V177H253V175H254ZM262 173V174H261ZM0 174H3V173H1V171H0ZM3 174V175H4ZM8 174L6 175V176H8ZM18 174V175H17ZM49 174V173H48ZM52 174V175H53ZM56 174H58V175H56ZM236 175H237V171H236V173H235ZM13 175V174H12ZM24 175V174H23ZM32 176H34L35 174H31ZM41 175V174H40ZM115 175V174H114ZM220 175V174H219ZM229 176L231 175V174H228ZM261 175V176H260ZM5 176V175H4ZM3 176V178H5L6 179V176L4 177ZM22 176V175H21ZM41 176H43V175H41ZM40 176V177H41ZM67 176V175H66ZM227 176V175H226ZM226 176H224V177H226ZM233 176H234V174H233ZM26 177V176H25ZM36 177H39V175H36ZM40 177H39V179H40ZM44 177V176H43ZM212 177V176H211ZM210 177V178H211ZM228 177V176H227ZM261 177V178H260ZM0 178H1V176H0ZM3 178H1L0 180H2ZM13 178L14 177H12L11 178V181L9 180V176H8V179H7V181H10V182H12V180H13ZM23 178V177H22ZM45 178V177H44ZM43 178V179H44ZM50 178H51V176H50ZM59 178V177H58ZM210 178H208V179H210ZM220 176H217V178H216V176H214V179L216 180L215 181V183H214V186H216V182H218L219 180H221V181H219L220 182V187H221V189L220 188H218L219 186H216V189H220L219 190V192L220 191H222V188L223 187H225L224 185H227V184H225L226 182H230V181H228L227 180V178L225 179V180H227L225 183H223L222 182V178H220ZM229 179L231 178V177H228ZM244 178V177H243ZM23 179H25V178H23ZM27 179V178H26ZM28 179L30 180V178L28 177ZM33 179V178H32ZM31 179V180H32ZM37 179V178H36ZM41 179H42V177H41ZM46 179H49V178H45L44 179V181L46 180ZM212 179V178H211ZM210 179V180H211ZM218 179V180H217ZM232 183H229L230 185L231 184H235L234 182V178L232 177ZM261 179V180H260ZM4 180V179H3ZM1 181V182H3V185H5L6 183H5V181ZM20 180L22 181V183L21 182H19V184L21 183L22 185H23V181L24 180H22L21 178H20ZM38 180V179H37ZM37 180L34 182V183H37V185H39L38 184V182H37ZM210 180H209V182H210ZM224 180V179H223ZM17 181H19V180H17ZM40 181H42V180H40ZM234 181V182H233ZM258 181V182H257ZM260 181H261V184H260ZM14 182H16V181H14ZM13 182V183H14ZM32 182V183H33ZM43 182V181H42ZM46 182V181H45ZM48 182V181H47ZM69 182V181H68ZM101 181H99V183H100ZM208 182V183H209ZM219 182H218V184H219ZM254 183V185H253V183ZM5 183V184H4ZM8 183V182H7ZM25 183L27 184V181H25ZM31 183V182H30ZM34 183L33 184H31V185H34ZM49 183V182H48ZM48 183H46V184H48ZM211 184H212V182H210ZM250 183H251V185L252 186H254V187H257V184H259V186L257 187V189H255L256 191H259L261 194H259V193H254L255 191H253V190H251V189H249L248 187L249 186H251L250 185ZM2 184V183H1ZM0 184V185H1ZM14 184H16V183H14ZM18 184V183H17ZM44 184V183H43ZM42 184V185H43ZM101 184V183H100ZM99 184V185H100ZM106 184V183H105ZM119 184V183H118ZM9 185V184H8ZM21 185V186H22ZM36 185V184H35ZM41 185V184H40ZM209 185V184H208ZM223 185V186H222ZM19 186V185H18ZM17 186V187H18ZM121 186V185H120ZM261 186V187H260ZM16 187V186H15ZM211 187V186H210ZM232 187V185L229 187L228 186V188L229 189H227V190H229L228 192H230L232 189H234V186H233V188L230 190V188ZM21 188H24V186L23 187H21ZM21 188L19 187V189L21 190ZM17 189V188H16ZM25 189V188H24ZM113 189V188H112ZM208 189V191H209V193L207 194V192H206V190ZM224 189V188H223ZM260 189V190H259ZM225 190V189H224ZM224 190H223V192H222V194H223V196H221L222 194H220L219 192V196H221V197H223L224 198V200L223 201H229V200H231V202L229 201L228 203H230V204H232L233 202H232V200H233V195L232 194H230V199H227V200H225V198H226V194L228 193H226V190H225V195H224ZM213 191H216V192H213ZM217 191L218 190H212V192L210 193V194H213V195H215V197H214V199H216L217 201H216V203H214V200H212L213 201V204H216V206H217V204H218V206L217 207H213L214 209V213H215V211H218V213L220 212V211H222V209L220 210V205H219V203L221 202H219L218 201V199H217ZM252 191H253V193L255 194L254 195V197L252 196ZM60 192V191H59ZM234 192V191H233ZM13 193V192H12ZM215 193V194H214ZM229 194H228V196H229ZM259 194V195H258ZM106 195V194H105ZM111 194H108V197L110 196ZM212 195V196H213ZM107 196V195H106ZM117 196V195H116ZM205 196H208L207 198L205 197ZM211 196V198L213 199V197ZM101 197V196H100ZM220 197V198H221ZM262 197H264V196H262ZM96 198V197H95ZM104 198V197H103ZM110 198V199H109ZM109 198H106V199H109L108 201L110 202V200L112 199L111 197H109ZM211 198H209V199H211ZM219 198V197H218ZM99 199V198H98ZM101 199V198H100ZM173 199V200H175V202H178V203H175L176 205L177 204H179V205H177L178 206V208H175L176 206H174L175 204H174V201H172V204H171V200ZM222 199V198H221ZM234 199H235V197H234ZM89 200V199H88ZM91 200H92V197H91ZM105 200V199H104ZM197 200H199L200 201V204H201V207H200V214L199 213H197V212H195L193 209H192V204L194 203V202H196ZM203 200L205 201L203 204H202V202H203ZM220 200V199H219ZM48 201V200H47ZM98 201V200H97ZM106 201L107 200H105V205H107V203H106ZM222 201V202H223ZM260 201V202H261ZM85 202V201H84ZM88 202V201H87ZM87 202L84 204L83 203V206L85 205V208L87 207V209H88V207H89V205L87 204ZM95 203H96V199H95V201H94ZM108 202V203H109ZM209 202V201H208ZM211 202V201H210ZM209 202V203H210ZM217 202H219V203H217ZM88 203H90V201L88 202ZM93 203V202H92ZM101 203V202H100ZM103 203V202H102ZM170 203V204H169ZM256 203V204H257ZM96 204H98V203H96ZM104 204V203H103ZM109 204H111V203H109ZM211 204V203H210ZM210 204H208V207H206V208H212V207H209V205ZM212 204V206H215V205H213ZM221 204V203H220ZM87 205V206H86ZM102 205V204H101ZM168 205H172L173 206V208L174 209H176V212L174 211V209L173 210H171L172 208H170V206H168ZM227 205H229V204H227ZM258 205V204H257ZM262 205V202H261V204H260V206ZM78 206V205H77ZM76 205L74 206L75 208L77 207ZM94 206H95V204H94ZM99 207H100V204L98 205ZM98 206H97V209H98ZM110 206V205H109ZM108 206V207H109ZM223 206V205H222ZM221 206V208H223L224 209V206L222 207ZM231 206H233V205H230V208H231ZM259 205H258V207H260ZM262 206H264V205H262ZM92 207V206H91ZM102 207H103V205H102ZM107 207V208H108ZM80 208V207H79ZM94 208V209H93ZM92 209H93V211L91 212V213H93V212H95L96 211V208L95 207H93ZM105 206H104V209L102 208V210H101V212L102 211H106L107 212V210H105ZM111 208V207H110ZM109 208V209H110ZM215 208H217V209H215ZM219 208V209H218ZM240 208V207H239ZM54 209V208H53ZM57 209V208H56ZM82 208H80V209H78V210H80V212H79V214H80V216H82V213L84 212L83 210H85L84 208L81 210ZM178 209V210H177ZM228 209V208H227ZM73 210V209H72ZM77 210V211H78ZM100 210V209H99ZM225 210V209H224ZM261 212L260 213H258L259 215H260V217L262 216L261 215V213H264V212H262V211H264V208H262L261 209V207H260V209H259ZM81 211H83V212H81ZM227 210H225V212H226ZM229 211V210H228ZM257 211V210H256ZM255 211V214H256V216L258 215L257 214V212ZM89 212H90V210H89ZM99 212V211H98ZM108 212H110V211H108ZM231 212H233V210H232V208L230 209V212L228 213V212H226V213H228L229 214V216L232 214ZM246 212H244V214L246 213ZM69 213V212H68ZM76 213H78V212H76ZM85 214H88V212H84ZM84 213H83V216H86V221L88 220V217H90L91 218V215L90 216H88V215H84ZM224 213V212H223ZM231 213V214H230ZM246 213V214H247ZM251 213H253V212H251ZM48 214V213H47ZM53 214V213H52ZM79 214H77V215H79ZM96 214V213H95ZM100 214V213H99ZM103 214V213H102ZM105 214V213H104ZM106 214H109V213H106ZM207 214V215H206ZM220 214H221V212H220ZM228 214H226V216L228 215ZM254 214V215H255ZM50 215V214H49ZM94 215V214H93ZM101 215V214H100ZM99 215V216H100ZM206 215V216H205ZM217 215H219V214H217ZM259 215L257 216V217H259ZM45 216V215H44ZM104 216V215H103ZM102 216V217H103ZM211 216H213L212 217V219L213 218H216L215 216H216V213H215V216H214V214L213 213H211L210 214V217ZM220 216V215H219ZM219 216H217V218L219 217ZM221 216H222V214H221ZM220 216V217H221ZM225 216V217H226ZM245 216V215H244ZM247 217H248V214L246 215ZM255 216V217H256ZM45 217H47V216H45ZM93 217V216H92ZM101 217V218H102ZM106 217V216H105ZM109 217H110V215H109ZM186 217V218H185ZM188 217V218H187ZM223 217V216H222ZM54 218V217H53ZM73 218V217H72ZM75 218V217H74ZM80 218H82V221H84L83 219H84V217H76V219L78 220V219H80ZM108 218V217H107ZM230 218V217H229ZM228 218V219H229ZM245 218V217H244ZM262 218H264V217H261V220H264V219H262ZM34 219V218H33ZM36 219V218H35ZM95 219V218H94ZM93 219V220H94ZM100 219V218H99ZM103 219V218H102ZM109 219H111V217L109 218ZM204 219V220H203ZM211 218H210V220H209V223H210V221L213 223V220H215V219H213L212 220ZM220 219V221H221V218H219ZM228 219H227V221H228ZM251 219V223H253L252 225H253V227L251 226V225H249L250 223H247V225H246V223H245V226H244V221L246 222V220H244L243 219V228H244V232H245V230H246V228H247V226L249 225V226H251L252 228V230H254V229H256L257 228V226H255L254 225V222L252 221V220H254L253 219V216H252V214H251V216H250V212H249V218H248V220H250ZM52 220V219H51ZM77 220H76V222H77ZM90 220V219H89ZM96 220H97V215H96ZM95 220V221H96ZM222 220H223V218H222ZM43 221V220H42ZM44 221H45V219H44ZM75 221V220H74ZM78 221H81V219L80 220H78ZM82 221L81 222H79V224H81V226H82ZM92 221V220H91ZM94 221V222H95ZM102 221V220H101ZM104 221V220H103ZM107 221H108V219H107ZM110 221H112V220H110ZM218 221V220H217ZM220 221H218V222H220ZM46 222V221H45ZM94 222H91L93 225H94ZM98 222V221H97ZM104 222H106V221H104ZM216 222V221H215ZM230 222V221H229ZM228 222V223H229ZM256 222V221H255ZM262 222H264V221H262ZM35 223H37V221L35 222ZM49 223H50V219H49ZM72 223V222H71ZM78 223V222H77ZM87 223H90V221L89 222H87ZM87 223H85V225L87 224ZM99 223V222H98ZM205 223V222H204ZM206 223H208V222H206ZM217 223V222H216ZM234 223V222H233ZM73 224H74V222H73ZM72 224V225H73ZM105 224H107V223H105ZM211 224V223H210ZM214 224V223H213ZM218 225H215L214 227H216V226H219V223H217ZM52 225V224H51ZM75 225H77V224H74V226ZM84 225V227H86V226H88V225H86L85 226ZM93 225H91V226H93ZM95 225H96V222H95ZM100 225V223L98 224V226ZM101 225L103 226L104 224H102V222H101ZM100 225V226H101ZM108 226H110L111 225V228L109 229V228H107L106 227V229H109V230H111L112 229V224L110 223V224H107ZM106 225V226H107ZM183 225H185V223L183 224ZM202 225H204L203 226V228L205 227V224H202ZM233 225V224H232ZM258 225H259V223H258ZM78 226H80V225H77V228L80 230V227H78ZM101 226V227H102ZM105 226V225H104ZM209 225L208 224H206V228L208 227ZM213 226V225H212ZM37 227V226H36ZM84 227H82L81 228V230H83V232L85 231V232H87L86 231V229H87V227H86V229L84 228ZM89 227V226H88ZM213 227V228H214ZM90 229H91V227H89ZM105 228V227H104ZM206 228H205V230H206ZM209 228H211V227H209ZM216 228H218V227H216ZM231 228H232V226H231ZM249 228V227H248ZM248 228H247V236L246 237H249L250 238V236L248 235V233H250V235H251V237L255 234L254 232H256V230L258 229H256V230H254V232L252 231V230H250V228H249V230H248ZM93 229H96V226H95V228H93ZM101 229V228H100ZM208 229V228H207ZM234 229V228H233ZM232 229V230H233ZM53 231H54V229H52ZM76 230V229H75ZM80 230V231H81ZM109 230H107L108 232H109ZM120 230V229H119ZM210 229H208V231H209ZM216 230V229H215ZM227 230V229H226ZM259 230V229H258ZM257 230V232L256 233H258L259 231ZM262 230V229H261ZM80 231L78 232L77 231V233H79L78 235L80 236ZM91 231V230H90ZM89 231V232H90ZM93 231V230H92ZM97 232H98V230H96ZM103 231H106V230H103ZM170 231H172V232H170ZM250 231V232H249ZM82 232V233H83ZM218 232V231H217ZM253 234H252V233ZM81 233V235H83ZM88 233V232H87ZM87 233H85L86 235H88ZM94 233H96V232H94ZM102 231H101V233H99L101 236H102ZM105 233V232H104ZM112 233H114V230L112 231ZM179 233V232H178ZM198 233H200L199 231H198ZM227 233V232H226ZM76 234V233H75ZM84 234V235H85ZM108 234V233H107ZM107 234H105V236H107ZM177 234V233H176ZM175 234V235H176ZM205 234H207V232L205 233ZM228 234V233H227ZM259 234V233H258ZM258 234H256V235H254L253 237L254 238H250V240L251 239H255L256 240V236H257V240H259V238L261 239V237L260 236H258ZM262 234H264V232H262L261 233V235ZM90 235H91V232L89 233V237H90ZM118 234H116V236L115 237H118V239L117 238H113V240L115 241V240H117L118 242H115V243H117V245L116 246H114V248L116 247V251H119V249L117 250V247L121 244V242H120V244L118 245V243H119V236H117ZM172 235V234H171ZM245 235H246V233H245ZM260 235V234H259ZM92 237H94V235H93V233H92V235H91ZM99 235H97L96 234V237H95V239H99L100 238V240L102 239L101 238V236H99ZM104 236V238H105V240H106V237ZM210 236V235H209ZM81 237V236H80ZM84 238L86 237V240L84 239V240H82V241H88L89 240V238H88V240H87V236H83ZM92 237H90V238H92ZM110 237L111 238H109V240L110 239H112V236H111V233H110ZM166 237H168L167 235H166ZM165 237V238H166ZM181 237V236H180ZM187 237V236H186ZM198 237H200V236H198ZM70 238V237H69ZM71 238H74V236H71ZM70 238V240L72 241L73 239H71ZM163 238V237H162ZM165 238L164 239H162V241L163 242H165V244H166V241H165ZM179 238V237H178ZM216 238V237H215ZM220 238V237H219ZM262 238H264V235H262ZM19 239V238H18ZM18 239H15V240H18ZM80 240H81V238H79ZM170 239H172V237L170 238ZM199 239V238H198ZM197 239V240H198ZM30 240V239H29ZM74 240H75V238H74ZM76 240H77V238H76ZM91 240V239H90ZM90 240H89V242L88 243H86V242H84V243H86V245H88L89 246V244L91 243L90 242ZM97 240L96 241H94V242H96L95 243V245H94V248L93 247H91V245L92 244H94L93 243V241H92V244L90 245V247H88L87 246V251H91L92 250V252H93V250L95 251V250H98L97 249V247L98 246H100V243L101 242H103L102 240H101V242H100V240L98 241L99 242V244H98V242H97ZM173 240V239H172ZM172 240H171V242H172ZM187 240V239H186ZM210 240V239H209ZM222 240H224V239H222ZM246 240H248L247 238H246ZM262 240H264V239H262ZM21 240H19L18 242H20ZM112 241V240H111ZM110 241V242H111ZM144 241V242H143ZM161 241V242H162ZM199 241V240H198ZM208 241V240H207ZM213 240H211V242H212ZM228 241V240H227ZM231 241V240H230ZM78 242V241H77ZM76 242V243H77ZM105 242H106V244H107V240L106 241H104V245H103V247L106 245L105 244ZM160 242V243H161ZM170 242V243H171ZM175 242V241H174ZM183 242V241H182ZM234 242H236V240L234 241ZM259 242H260V240H259ZM43 243V242H42ZM41 243V244H42ZM69 243V242H68ZM109 243V242H108ZM143 243H146V245L147 244H149V246L147 247L146 246V248H145V246L143 245ZM159 243V244H160ZM167 243H168V241H167ZM184 243V242H183ZM187 243H189V242H187ZM242 243H243V241H242ZM248 243V245H247V249L249 250V252H247V253H253V252H255L256 250H254L253 249V247L255 246V245H253L252 246V244L251 243H254V244H256L257 242L256 241H252L251 240V242L249 243V242H246V244ZM44 244V243H43ZM70 244V243H69ZM81 244H82V242H81ZM98 244V245H97ZM101 244H103V243H101ZM158 244V245H159ZM173 244V243H172ZM181 244V243H180ZM234 244H236V243H234ZM250 244V245H249ZM261 244V243H260ZM259 243L256 245V246H258V248H261V245H260ZM74 245V244H73ZM77 245H78V243H77ZM77 245H75L76 246V248H77ZM168 246L167 247H169V244H167ZM208 245H212V244H208ZM233 245V244H232ZM259 245H260V247H259ZM41 246V245H40ZM46 246H48V245H46ZM74 246V247H75ZM83 246H85V244L83 245ZM97 246V247H96ZM107 246V245H106ZM160 246V245H159ZM159 246H157V247H159ZM248 246L250 247V246H252V247H250V249L248 248ZM35 247H37V245L35 246ZM35 247L33 246V248L35 249ZM70 247V246H69ZM79 247H80V244H79ZM81 247H82V245H81ZM95 247H96V249H95ZM102 247V246H101ZM110 247L112 248V246H111V244H110ZM151 247V248H150ZM177 247V246H176ZM175 247V248H176ZM240 247H241V245H240ZM75 248V250H77ZM85 248V247H84ZM89 248L91 249V250H89ZM93 248V249H92ZM105 248V247H104ZM104 248H102V249H104ZM107 248V247H106ZM110 248V249H111ZM148 248H150V250H151V252L150 253H148V252H146L147 250H148ZM153 248V249H154ZM160 249H161V247H159ZM254 248H257V247H254ZM31 249V248H30ZM73 249V248H72ZM79 249V248H78ZM82 249V248H81ZM99 249H100V247H99ZM101 249V250H102ZM121 249V248H120ZM145 249H146V251H145ZM160 249H158L159 251H160V253H162L161 252V250ZM167 249V248H166ZM169 249V248H168ZM177 249V248H176ZM245 249V248H244ZM243 249V250H244ZM251 249H253V251H251ZM262 249H264V247H262ZM85 250V249H84ZM84 250H83V252H84ZM101 250H99V252L101 251ZM149 250V251H150ZM175 250V249H174ZM248 250H246V251H248ZM34 251V250H33ZM73 251V250H72ZM81 252L82 250H77V253L78 252ZM86 251V252H87ZM103 251V250H102ZM102 251H101V253H102ZM111 251V250H110ZM109 250H108V252H110ZM184 251H186V250H184ZM10 252V251H9ZM27 252V251H26ZM25 252V253H26ZM85 252V255H84V257L86 256V254L88 253H86ZM90 253V254H92L93 255V253ZM97 252L98 251H95V253H94V255L95 254H97ZM107 252V253H108ZM158 251H156V253H157ZM24 253V254H25ZM28 253H30V251L28 252ZM106 253V252H105ZM105 253H103L104 255H105ZM121 253V254H120ZM124 253H126V255L124 254ZM231 253V252H230ZM257 253V252H256ZM255 253V254H256ZM23 254V253H22ZM24 254H23V259H24ZM37 254V253H36ZM89 254V253H88ZM98 254H100V253H98ZM108 254H110V253H108ZM107 254V258L109 257V255ZM115 253H113V255H114ZM124 254V255H123ZM154 254V255H153ZM66 255V254H65ZM76 254H74V256H75ZM81 255V256H80ZM93 255V256H94ZM121 255H123L124 257H126V258H124L123 256H121ZM160 255V254H159ZM163 255V254H162ZM220 255V254H219ZM26 256H27V254H26ZM29 256V255H28ZM33 256V255H32ZM78 258H79V260L81 261V258L83 259L84 257L82 256V253L81 254H79L78 253ZM98 255H96V257H97ZM100 256H102V254H100ZM100 256H98L99 258H100ZM161 256V255H160ZM207 256V255H206ZM236 255H234V257H235ZM246 256V255H245ZM262 256H264V255H262ZM34 257V256H33ZM81 257V258H80ZM91 258H92V256H90ZM90 257H85V259H83L82 261H81V263L82 264H90V263H92L93 264V261H96V259L94 258V260L93 259H90ZM105 257H106V255H105ZM110 257H111V255H110ZM110 257H109V259H108V261L110 260ZM114 257V256H113ZM119 257L121 258V260L119 259ZM184 257V256H183ZM219 257V256H218ZM253 257H254V255H253ZM253 257H252V255L250 256L249 255V258H252L251 259V264L254 262V260L256 261V259H257V257H255L256 259H254L253 260ZM259 257V256H258ZM27 258V257H26ZM25 258V259H26ZM77 258V259H78ZM86 258H87V260H86ZM89 258V259H88ZM98 258V259H99ZM104 258V257H103ZM107 258H106V260H105V258H104V260H102V261H104L102 264H107L108 263V261H107ZM156 258H158V256L156 257ZM210 258V257H209ZM214 258V257H213ZM236 258V257H235ZM246 258V257H245ZM9 259V258H8ZM11 259H13V258H11ZM37 259V258H36ZM67 258H65V261L67 262V260H66ZM73 259V258H72ZM98 259H97V261H98ZM113 259V258H112ZM111 259V260H112ZM207 259V258H206ZM218 259V258H217ZM240 259V258H239ZM259 259V258H258ZM16 260V259H15ZM32 260V259H31ZM40 260V259H39ZM64 260V259H63ZM75 260V259H74ZM78 260V262L80 263V261ZM85 260V261H84ZM90 260L92 261V262H90ZM155 261H156V259H154ZM241 260V259H240ZM252 260H253V262H252ZM261 260H262V257H261ZM260 260V262H262ZM4 261V260H3ZM10 262H11V260H9ZM101 261V260H100ZM100 261H98V263L96 262L95 264H101V263H99ZM105 261H107V263L105 262ZM172 261V260H171ZM181 261V260H180ZM237 261V260H236ZM235 261V262H236ZM258 261V260H257ZM4 262H6V261H4ZM12 262H14L13 260H12ZM18 262V261H17ZM24 262V261H23ZM22 261H21V264L23 263ZM26 262H28V258L26 259ZM70 262V261H69ZM76 262V261H75ZM84 262V263H83ZM90 262V263H89ZM111 262H113V261H111ZM157 262V261H156ZM159 262H160V260H159ZM240 261H238V263H239ZM250 262V261H249ZM259 262V261H258ZM9 263V262H8ZM37 263V262H36ZM80 263V264H81ZM237 263V262H236ZM235 263V264H236ZM19 264V263H18ZM70 264V263H69ZM120 264V263H119ZM163 264V263H162ZM253 264H255V262L253 263ZM257 264V263H256Z\"/></svg>", "mask_w": 264, "mask_h": 264}, {"label": "rangeland", "instance_id": "374dc122", "mask_svg": "<svg viewBox=\"0 0 264 264\" xmlns=\"http://www.w3.org/2000/svg\"><path fill=\"white\" fill-rule=\"evenodd\" d=\"M2 0H0V2H1ZM6 4V6H10L11 4L12 5H15L16 3H18V1H14L15 2V4H14V2H13V0H10V2H8L7 0L5 1V0H3ZM20 1H22L21 3L23 4V3H25L23 0H20ZM26 1H29V0H26ZM31 1H33V2H31ZM45 1L46 0H43L42 2H41V0L39 1V2H37V0H30L29 1V4H28V2H27V4L25 5L26 7H28V5H31L32 4V8H36L37 9V7H38V9L36 10V9H33L34 11H36L37 12V14L40 12V14H41V12H43L44 11V9H41V8H43L42 7V5H44L46 8H47V10H45L43 13H44V16H43V13H42V16H43V19H44V23L46 22V24H44L41 20H40V17H42V16H40V14H38V16L36 15V18H35V16H34V14H36V12H34V11H32V13L34 12V14L33 15H31V16H28L27 15V11H26V14H24L26 17H27V20L29 21L30 20V17H33V19H31V20H33L34 21V18L36 19V21L35 22H33V23H36L37 21H38V23H36L37 24V26H36V24H35V27H38V24H39V26L41 27H38L37 29H42V30H45L43 33L47 36L46 38H44L45 36H44V34H41V32L40 31H38L36 28V30H34L33 31V29H25V30H31L32 32V35L34 36H32L33 37V39L34 38H36V40L37 41H42V42H46V47H45V49H50V52H52L51 54L52 55H57L58 54V57H62V58H64L65 59V61L66 62H69L70 63V65L72 64V63H74L73 64V66H76L78 63H79V61H74V62H70V61H72V57H71V55L69 56V54H72V52H70L71 51V49H72V51L74 50H76V52H77V50H78V54H82V56H83V59H84V56H85V61H88L89 60V65H91V63L93 62L94 63V66L96 65H98L99 64V67H100V69L101 68H103V67H105L103 70H101V72H103L106 68L107 69H109L110 67H112L113 65H114V63H112L113 62V56L116 54V52H117V46H115V45H117V44H119V43H121V42H123L122 44H121V48L122 49H128L127 47H124V46H126V40H127V38H128V35L130 34V32H132V33H134L133 31V28H134V25H135V18H138V16L141 14L140 13V6H141V4L145 1V0H134L135 2L134 3H131L133 0H131L129 3H130V5L131 6H129L128 5V1L126 2H124L123 0H119V1H117V0H98L97 2H95V1H93V0H80V2H82L81 3V6H79V0H78V2L76 1H74V0H69V3H68V0H65L64 1V4L65 5H60V4H58L59 5V7L60 6H62V8H61V10L60 11H63V8L66 10L67 9V11H63V13H64V15L60 12V11H58V12H56V13H58V14H56L55 12H53L54 11V9L51 7V6H53V7H55V1L56 0H52V2H50V4L52 3H54L53 5H51L50 7H51V10H52V12H53V17L54 18H52V17H48L49 15L48 14H46L45 15V13H47L48 11H49V8L47 7V2H48V0H47V2L45 3ZM51 1V0H50ZM58 1V2H57ZM56 2L57 3H60V2H63L62 0L60 1V0H57ZM70 1H72V4H74V6L76 5L75 3H78L75 7L77 8V6L79 7L78 8V10L76 9V8H73V6H72V11H73V13L75 14V16H77V18L74 16L73 17V13H72V15H71V10H68V9H71V8H69L71 5H70ZM73 1H74V3H73ZM88 1V2H87ZM93 2V4H92V2ZM30 2H31V4H30ZM34 2H37V3H35L34 5H37V7L36 6H34L33 7V3ZM155 2L157 3L158 2V4H156L155 5ZM164 2V3H163ZM230 2V1H229ZM232 2H233V0H232ZM1 3H3V2H1ZM0 3V6L2 5V10L4 9L5 11H7L8 12V10L10 11L11 9H8V8H14L13 9V12L15 13V9H17L16 10V13L15 14H13L12 12H10V14L12 13L13 14V16L14 15H16L15 17H17V19L15 18V20H13V21H15V22H17V24H19L20 26H21V23H22V21L24 20L25 21V19L24 18H26V17H24V16H19L20 17V19L23 17V19H21V21H20V19H18L19 17H18V15H23V14H20V12H19V10H22V8H23V5L22 6H20L21 5V3L20 4H18L19 5V7H20V9H19V7L18 8H16V6H17V4H16V6H11V7H3L4 5V3L3 4H1ZM8 3H11V4H9V5H7ZM41 5H40V4ZM49 3V2H48ZM57 3H56V5H57ZM86 3V4H85ZM89 3H90V5H89ZM95 3V4H94ZM96 3H98V4H96ZM106 3V4H105ZM127 3V4H126ZM152 3H153V5H152ZM227 3H228V0H226V6H227ZM231 3V2H230ZM230 3H228V5L230 4ZM50 4H48V5H50ZM118 4V5H117ZM123 4H124V6H123ZM163 4H166V0H162L161 2L158 0V1H156V0H150V2H149V4L147 5L146 3H143L142 5L143 6H148V7H146L147 9L149 8V7H153L154 8V10H153V12H152V16L150 15V13L148 14L149 15V17H148V15H147V13L148 12H150V11H148L147 13H146V15H144V18L145 17H147L148 19H151L150 17H152V21L153 22H151V23H153V24H155L156 26H158V28H159V25H160V23L158 22L159 20H160V16H162L161 15V8L160 7H163ZM234 4V3H233ZM233 4L232 5H230V7L229 6H227V10H224V14H225V11H226V14L224 15H222L223 17H224V19L222 20V17L221 16H219V17H221V19L219 20L220 21V23L218 22V21H216L215 19L216 18H218V14H219V11H218V14H217V17L216 16H214V22H217L216 24H218L220 27H221V25L223 26V25H225V26H228V21H227V19L229 20V22L231 21L230 19H232V18H236L238 15H240V12H239V14H237V16H236V14L234 15L233 13H236V11L234 12V10L233 9H231L232 11H233V15H231V13H229L231 10H230V8H234V6H233ZM87 5V6H86ZM126 5V6H125ZM152 5V6H151ZM171 5H173V7H174V4H171ZM171 5H170V7L169 8H167L168 10L170 9L171 10V8H173V7H171ZM25 6H24V8H25ZM101 6V7H100ZM109 6V7H108ZM131 7V8H129V7ZM22 7V8H21ZM44 7V8H45ZM57 7V6H56ZM55 7V8H56ZM82 7V8H81ZM95 7H98V9L97 8H95ZM179 7H180V5H175V7H174V10L172 9L171 11H174L173 13H175L176 11H178L179 13H182V12H180V10L181 11H183L184 12V10L183 9H180L179 10ZM236 7V6H235ZM29 8V7H28ZM28 8H26V9H28ZM32 8H29V9H32ZM45 8V9H46ZM58 8V7H57ZM56 8V9H57ZM100 8H102V10L100 9ZM105 8H108V10L106 9V12H104V9ZM119 8V9H118ZM121 8V9H120ZM0 9V10H1ZM8 9V10H7ZM28 9V10H29ZM55 9V11H57ZM82 11H81V10ZM84 9V10H83ZM97 9V10H96ZM101 10V13L103 12V13H108V12H110V13H108V14H106V16L107 17H105L106 18V20L103 18L104 17V15L102 16V14L101 13H97L98 11H100ZM112 9H114L113 11H115V10H117V11H115L114 13H113V11H111ZM123 9H125L124 10V12H121ZM151 9V8H150ZM225 9V8H224ZM229 9V10H228ZM235 9V8H234ZM247 8H244V10H246ZM2 10H1V15L4 17L5 16V18H7L6 17V15H5V13L3 12L2 13ZM43 10V11H42ZM51 10H50V12H51ZM77 12H76V11ZM110 10V11H109ZM128 12H127V11ZM139 10V11H138ZM146 10V9H145ZM157 10V11H156ZM176 10V11H175ZM236 10V9H235ZM237 10H238V8H237ZM244 10H243V12H244ZM252 11L254 10V9H251ZM257 10L258 9H255L253 12H250L249 13V16L247 15V14H245V13H248V11H249V8H248V10H247V12L245 11V13H244V15L246 16L247 15V19L248 18H250L252 15H254L256 12H257ZM12 11V10H11ZM17 11H18V14H17ZM24 11V10H23ZM30 11V12H31ZM47 11V12H46ZM78 11H81V12H78ZM84 11V13L85 12H87L89 15H90V17H86L87 19H90V20H96V18H97V20H98V14H100L99 15V17H100V19H102V21L100 22V23H96L95 24V26H92L93 25V23H94V21H90V23H87V24H89L88 25V28H87V24L85 23V24H81V25H79L78 23V25L75 23V22H72V20H74V21H76V22H78V21H80V22H82V20H83V22H85L84 21V18H85V15L84 14H81L82 12ZM89 11V12H88ZM108 11V12H107ZM118 11H120L119 13H118ZM137 11V12H136ZM186 11V10H185ZM190 10H187L186 12H184V13H186L187 14V17L185 16V20L187 21V20H190V18L193 16L192 15V13L190 12V14L188 13ZM241 11V10H240ZM22 12V11H21ZM28 13L29 15L31 14V13ZM49 12V13H50ZM66 12H70V15L72 16V20L70 19V16H66L65 18H63L67 13ZM92 12V13H91ZM113 14H112V13ZM170 12V11H169ZM220 12H221V14L223 13L222 12V10H220ZM22 13H24V12H22ZM55 13V14H54ZM79 13V14H78ZM171 13V12H170ZM183 13V14H184ZM207 12H205L204 13V17L206 18V20H207V22L209 23V21H212V18H213V14H212V16L210 15V17H211V20H209V14L210 13H208V15L206 14ZM238 13V12H237ZM7 14H9V13H7ZM9 14V15H10ZM50 14H52V13H50ZM60 14V15H59ZM80 14H81V16H80ZM88 14L86 15V16H88ZM111 14V15H110ZM128 14H131L132 16H133V20H134V22H131L132 21V19L131 20H127V15ZM156 14V15H155ZM176 14H178L177 12H176ZM176 14H174V16L176 15ZM220 14V15H221ZM243 13H241V15H242ZM48 15V16H47ZM57 15V16H56ZM60 17H59V16ZM63 17H62V16ZM69 15V14H68ZM109 15V16H108ZM113 15V16H112ZM141 15H143V14H141ZM182 15V14H181ZM188 15H190V18L188 17ZM216 15V14H215ZM12 16V15H11ZM46 16H47V18H49V20H46L45 21V19H46ZM51 16V15H50ZM78 16H80L81 17V19H80V17L78 18ZM95 16H97L96 18H95ZM101 16H102V18H101ZM115 16V17H114ZM169 16V15H168ZM171 16H173V15H170L169 17H171ZM208 16V17H207ZM231 16H233L232 18H231ZM243 16V15H242ZM245 16H243V17H245ZM37 17H39V19L37 20ZM45 17V18H44ZM56 17H59V19L58 18H56ZM61 17H62V19H61ZM82 17H84V18H82ZM141 17V16H140ZM154 17V18H153ZM160 17V18H159ZM179 18L181 17L180 15L178 16ZM240 16H238L237 18H239ZM1 18V17H0ZM10 18L11 17H8V19L10 20ZM67 18V19H66ZM70 20H69V19ZM74 18H76V19H74ZM85 18V19H86ZM142 18H143V16H142ZM156 18H159V19H156ZM183 19V22L186 24V21L184 20V17H182ZM186 18H188V19H186ZM241 18V17H240ZM2 19V18H1ZM13 19H14V17H13ZM50 19L52 20V19H55V20H52V21H50ZM61 19V20H60ZM64 19H66V20H64ZM77 19H79V20H77ZM86 19V20H87ZM109 21H108V20ZM146 19V18H145ZM192 19H194L195 20V18L194 17H192ZM191 19V23H193L194 24V20H192ZM219 19V18H218ZM217 19V20H218ZM244 19H246V17L244 18ZM27 20H26V22H27ZM40 20V21H39ZM61 23V21L62 20H64V21H62V25H60V23H58L59 25H57L56 23L58 22V21ZM105 20V21H104ZM144 20V19H143ZM5 21H6V19H5ZM8 21V20H7ZM19 21H20V23H19ZM23 21V22H24ZM48 21L51 23V22H53L54 24H50V23H48ZM55 21V22H54ZM65 21H66V23H65ZM67 21H69V24L70 25H72V26H70L69 24H68V22ZM89 21V20H88ZM111 21H112V23H111ZM117 21V23H114V22H116ZM174 21V20H173ZM226 21V22H225ZM237 21H241V20H237ZM1 22V21H0ZM15 22H12V23H14V25L16 26V24H15ZM63 22H64V24H65V26H70V27H63ZM79 22V23H80ZM122 24H121V23ZM149 22H150V20H149ZM175 22V21H174ZM174 22H172V23H174ZM234 22V20H232V23ZM235 22H236V20H235ZM1 23H4V19H2V22ZM1 23H0V25H1ZM32 23V22H31ZM41 23V24H40ZM42 23L44 24V25H42ZM72 23V24H71ZM75 23V24H74ZM109 23H110V25H113V27L112 26H110L109 25ZM120 24V26H119V24ZM177 23V22H176ZM183 23V24H184ZM191 23H189L188 21H187V24H190L191 25ZM211 23V22H210ZM210 23L209 24H207L208 25V27H210ZM241 23V24H240ZM6 24H8V22L6 23ZM9 24H11V20L9 21ZM8 24V25H9ZM29 24V23H28ZM56 24V26H58V27H54V25ZM66 24H68V25H66ZM103 24H104V26H103ZM134 24V25H133ZM186 24V25H187ZM192 24V25H193ZM212 24H214L215 25V23H213V21H212ZM211 24V26H213L214 27V25H212ZM240 24V25H239ZM239 24H238V22H237V24H235V26L233 25V24H229L230 26H231V28L229 29V26L227 27L228 28V30L230 31L231 29H232V32H234V33H232L231 31V34H233V35H229L230 37H226V36H223L224 34L223 33H225V30H224V28L226 29V27H224L223 29H221L220 27H218L217 25H215V27H218V28H220V30L221 31H219V29H218V31L219 32H217L216 30H217V28H213L212 27V29H216L215 31L213 30L212 31V29H210L209 30V28H208V36H207V41H206V39H203L202 41H203V43L204 44H206V45H204V46H207V45H209V46H207V47H210L211 46V44L213 45L210 49H209V51L207 52V54L206 55H204V51L203 52H200L202 49H200V48H202L199 44V48L197 47V48H195V46H194V44H193V47L195 48H193L192 49V47H191V51L193 52V50H194V52L192 53V52H190V50H189V54L187 53V55H189V57H190V55L191 54H194V57H193V55L191 56V57H193V58H195V55H197V58L198 57H200V56H202V53H203V57H200V58H198V60L197 61H195V59H194V63L190 60V61H187V63H186V61H184L183 63H182V65H185V64H187V66L185 65L184 67H182L183 68V70H181L180 68H178V69H176V70H173L174 71V76H175V71L176 72H179L181 75L183 74L184 75V73H189L188 74V76H187V74H185L184 76L182 75V79H183V77H185L184 79H186V76H187V79L185 80L186 81V83H188L190 80V83L192 82V83H195V82H193L192 81V78L194 79L195 78V76H193V75H197V74H193V73H198V67H199V65H200V68L202 67V65H201V63H203V62H205V61H209L208 60V57H209V59H210V63H212V64H210L211 65V67H213V61L215 60L212 56V52L213 51H215L216 49L217 50H221L223 53H225L226 52V54H224V59H222L223 58V54H221L222 52H220V50H219V52H220V54L221 55H218V57H217V61H216V63L214 62V66H215V68L213 69L214 71H216L217 70V73H219V76H218V74H216V73H214L215 74V78H213V76L212 77H207L208 78V80L211 82V84H212V86H211V84H207V82H209L207 79H205V83H206V85H208V86H210V87H216V85H214V83H215V81H217L216 82V84L219 82V83H222V84H220V86H219V84H217V86L219 87L218 89H221L220 87H225V86H223V85H227L226 87H225V89L227 90V87H228V89H230L229 88V82H237L238 84H236L235 85V83H234V85L236 86V87H234L233 89H235V93L237 94V92H239L238 94H241V95H234L233 94V92H234V90H232V88H231V90L233 91H230V90H221L220 92L222 93V95H223V98H222V95H220V99L222 98L224 101L226 100V102H224V103H222V99L221 100H219L218 102H217V105H218V103H221V104H219L220 106H219V108H222L221 109V111H220V109L218 108V110L220 111L219 113H222L221 115H223L221 118L223 119L224 117V122H223V124L224 125H219V127H221V128H223L225 131V133H223L221 130L219 131V129H217L218 130V134L216 133L217 131H215V129H213V127L209 124V131H208V133H209V135H208V137L210 138H208L209 140H210V142H212L213 143V141H211L212 139L214 140V143L215 142H217L218 140H220V142L218 141L217 143H215V144H211L210 142H209V140H208V142L210 143V145H209V148H208V151L205 153V149H204V154H202L203 152H202V149L197 145V143H199V142H197L198 141V138H197V136H195V134L198 132V131H196L195 129H197V126H198V124H197V122H198V117H199V114L197 113L198 111H199V107L197 106V105H195V103H194V101H195V99L197 98V95L198 94H202V93H200V91H202L203 92V90L201 89V88H197L198 89V93H197V95H196V97H195V99H193L194 101L192 102V100H191V102H189V105L191 104V103H193L194 104V109L196 110V112H195V110H193L192 109V111L194 112V113H197V114H194L193 115V113H192V111L190 110V106H193L192 104L189 106L187 103H188V101L186 102V100L185 101H183L184 99H186L185 97H182L183 96V94H185V88H186V85H188V87L186 88V89H189L190 87H191V85H189V84H185L184 86H182V87H180V85H177L178 87H180V88H178L179 89V92L178 91H176V92H178V94L176 95V94H173V95H171V94H169V93H167V92H169L168 91V88L170 87V85H169V87L167 88V84H165V86H166V88H167V92L162 96V103H164V105L163 106H165V107H163V108H161L162 107V103H160L159 104V106L161 105V107H159L158 106V110H160L161 111V109H163L162 111H164L163 113H165V115L166 116H163V115H161L159 118L160 119H162V120H164V122H163V124L165 123V122H167L166 124H165V126L164 127H162V128H165V130H167L168 131V129H170L171 130V128H173V126L172 125H174V127H175V129H176V127L178 128V130H175L174 128H173V132L171 133V132H169V134L168 135H170V138H171V140L170 139H168L167 137H166V140L168 141V143H167V141L166 140H164V138L163 137H165V136H167V131H166V133L164 132V136H162L161 137V133H157V131H158V129H162L161 127H157L156 129H155V131H152V129L150 130H148V131H146V132H143L142 134H144V135H142L141 137H142V142L144 143V144H146V140H147V137L145 136L146 134H148V137H149V135H151V138H152V136H153V133L154 132H156L158 135H156V133H154L155 135H154V137L153 138H155V140H156V138L157 139H159V138H163L162 140L163 141H166L165 143H167V144H172V143H174V145H175V142H174V138H175V136H176V134H177V136H179V134H180V136H179V139H178V137H177V139L178 140H180V142L179 141H177V140H175L176 142H178L176 145H178V144H180L179 146H181L183 143H182V141L184 140H186L188 143L190 142V144H191V146L193 147L194 145H192V144H195L196 146H195V148H190L191 149V151H194L195 153H197V155H199L200 154V157H202L203 159H205V158H207L208 159V162H207V166H206V169L204 170V171H200V173H199V175L201 174V176H207V184H206V187L208 188V186H209V188H210V193L212 192V190L214 189V190H218L217 191V199H218V201L221 203H219V202H217V203H219V207H220V210L222 209V211H220L221 212V214H222V216H221V214H220V212L218 213V211H215V213H216V216H215V213H214V208L213 207H217L218 206V204H217V206H216V204H213V201L212 200H214V203H216V199H214V197H215V195H213V194H210L209 193V191H208V189L206 190V192H207V194L209 193V198H211V196L213 197V199L211 198V199H204L205 201L207 200V202H206V204L204 203L205 201L203 200V202H202V204L204 203V208H205V210H206V212L207 211H209L210 209L213 211V212H209V214L207 215V216H209V220H210V218L212 219V217L213 216H211L210 217V214L211 213H213L214 214V216L216 217V218H213V219H215V220H213V223L210 221V223H209V220H204V219H208V217L206 218H204L203 217V215L205 214H202V215H200L199 217H197V218H195L196 220H197V228H194V226H193V220L194 219H191V220H189V219H187V221H186V219H185V221H183L182 223L184 224L185 223V225H183L182 224V226L184 227L185 226V229H187V230H185V232H183L184 230H182V233L179 231V230H181V229H176V230H173V232L172 231H170V232H172V233H170V234H165L164 233V235H162L161 233L159 234V236L161 237V240H160V242L162 241V239H164L165 237H166V235L168 236V237H166L165 238V241H166V244H165V242H159L158 244L160 245H158L157 244V246H159V247H161V249L159 248V247H157L156 246V244L154 245L155 246V248L152 246V248H151V250H152V252H151V250H150V248H148V250L146 251V246L148 247L149 246V244H147L146 245V243H143V245L145 246V251L146 252H148V253H153L154 251H155V254L156 255H154V259H156V261L153 259V261L154 262H152V264H235L236 262V264H251V259L252 258H249V255L251 256L252 255V257H253V255H254V257H253V260L254 259H256L255 257H257V259H256V261L254 260V262H255V264L257 263V264H264V256H262V255H264V249H262V247H264V240H262V239H264V238H262V235H264V234H262L261 235V233L262 232H264V222H262V221H264V220H261V217H264V213H261V217H260V215L258 214V213H260L261 211L259 210L260 209V207H261V209L262 208H264V206H262V205H264V201H261V200H259L258 202L259 203H257V202H255V211L257 212V214L259 215V217H257L256 216V214H255V211L254 210H252L251 209V211H249L250 209H248L247 211H248V213L246 212V208L247 207H242V206H238V203H240L241 202V191L242 190H246V185H245V179H246V176H249V178L251 177V179H253L252 178V174H249V173H253V171H255V172H257L258 173V171H260V169H261V167H260V169L257 171V169L259 168H257V166H254V165H257V164H254V163H256L257 162V160H258V162H259V160H260V162L258 163L259 165H260V163H262V160H264V159H262V157H264V156H262V155H264V154H262V153H264V151H262V153L261 152H258L259 153V158L257 159L256 157H258L257 155H256V157H255V154L253 155V150L254 151H256L258 148L260 149V151H261V148L262 149H264V110H262V113H260L261 112V110L260 109H264V108H262V106H264V105H262V104H264V100H262L261 101V94H264V92H262V91H264V88H262V87H264V83H262V82H264V77H261L262 75H264V71H262V70H264V67H262L261 69H257L255 66H257V64L259 65L260 63H259V61L261 62V66L262 65H264V64H262V61H264V54H262V53H264V51H262V50H264V49H261L260 50V48L261 47H264V45H259L260 44V40L258 39V42L257 41H251L252 42V46H255V45H253L254 43L255 44H257V46H261L260 48H258L260 51H262L261 52V54H259L260 55V57L257 55V54H255V55H257L258 57H259V59L256 57V62H257V64L255 65V63L256 62H254L253 61V63H254V65L255 66H252V64L253 63H249V61L251 62V59L249 60V58H250V55H249V52H250V54L251 55H253V56H255L254 54H253V48H251L250 47V42H249V44H247V46H249V52L247 53V55H245V56H243L244 54H242L244 51H242V53H241V55H240V51L241 50H245V41H243L242 40V38H241V36L239 37V33H242L245 29H249V28H251V24L250 23H247V22H245V23H242V22H239ZM246 24V25H245ZM3 25V24H2ZM1 25V26H2ZM8 25H6V27H10V26H8ZM25 25H26V23H25ZM30 25V27H33L31 24H29ZM29 25H27V27L29 26ZM46 25V26H45ZM51 25V26H50ZM85 25V26H84ZM107 25L108 26H110V28L109 27H107ZM123 25V26H122ZM124 25H126L125 26V29L124 28H121V30L119 31V28L120 27H124ZM129 25V26H128ZM132 25V26H131ZM189 25V26H190ZM233 25V26H232ZM245 25V27L243 28V26ZM0 26V27H1ZM5 26V23H4V25L2 26V27H4ZM20 26H17L16 28H18V29H20ZM44 26L46 27V28H44ZM47 26L49 27V29L47 30ZM53 26V27H52ZM106 26V27H105ZM241 26V27H240ZM2 27L0 28V31L1 30H3L2 29ZM6 27H5V29H6ZM23 27H24V24H23ZM23 27H21V28H23ZM44 29H43V28ZM52 27V28H51ZM62 27V28H61ZM118 27V28H117ZM193 28H194V25L192 26ZM190 28V30H189V34L187 35V37H191V36H193L192 37V39L194 38V36L195 35H193V34H195V29H193V28ZM234 27L236 28V30H237V28H239V30H241L240 32H239V30L238 31H235V29H234ZM11 28V27H10ZM10 28H8L9 30H10ZM54 28H56V29H54ZM61 28V30H62V32L59 30ZM65 28V29H64ZM66 28H68V29H66ZM108 28H109V31L110 32H112V34L114 33V31L116 32V33H114V36H116V34H117V39L116 38H114V36H112V35H109L108 36V34H110L109 33V31H108ZM115 28H117V31H118V33H117V31H116V29ZM168 29H170L169 27H167ZM243 28V29H242ZM24 29V28H23ZM23 29H22V31H23ZM65 31H64V30ZM76 29V30H75ZM113 29V30H112ZM129 29H131V31L129 32H127L126 30H129ZM233 29H234V31H233ZM8 30V31H9ZM46 30L49 32L50 31V34H52V35H50V34H48V33H46ZM83 30V31H82ZM152 30V29H151ZM222 30L224 31L223 33H222ZM227 30V32H229ZM6 31V30H5ZM11 31V30H10ZM35 31H38V32H35ZM51 31H54V32H51ZM58 33H57V32ZM69 31V32H68ZM121 31H122V33H121ZM210 31H212V33H215L214 35H215V43L213 42L214 41V38L210 41V43L208 42L209 40L208 39H211L209 36L211 35L210 33ZM56 32V33H55ZM106 32V33H105ZM148 32L149 31H146V34H148ZM221 32V34H222V36H221V34H220V37H221V39H220V37H219V39H220V41H219V39H218V37L216 36L218 33H220ZM226 32V33H227ZM90 33V34H89ZM123 33H124V38H125V40H124V38H122L123 37ZM151 34H148L149 35V37H147L148 35H145L146 37H147V40H148V42H149V44H151V42L150 41H152V44L151 45H155V44H153V43H156L157 42V45H159L161 48H164V43L161 41L162 39L160 38V36H158L157 35V38H156V32L154 31L153 32V30H152V32H150ZM193 33V34H192ZM34 34H36L37 36L35 37V35ZM55 34H57V35H55ZM89 34V36H87ZM91 34H92V36H91ZM104 34H105V37H104ZM107 34V35H106ZM121 34H122V37H121ZM41 35H43L42 37L44 38V41H43V38L41 37ZM74 35H77V36H79V37H75ZM93 35H94V38H93ZM98 37V39H97V37ZM213 35V34H212ZM8 36H10V35H8ZM7 36V37H8ZM11 36H13V35H11ZM10 36V38L11 39H13L12 37ZM87 36V37H86ZM108 36V37H107ZM111 36V37H110ZM118 36H119V38H118ZM32 37H28V38H30L31 40H33L32 39ZM50 39H49V38ZM64 37H65V39L67 38V39H70V37H71V40L70 41H67V39L65 40L64 39ZM73 37V38H72ZM90 37V38H89ZM92 37V38H91ZM105 39V40H103V38ZM109 37H110V39H109ZM113 37V38H112ZM196 37V36H195ZM217 37V38H216ZM18 38V37H17ZM16 38V39H17ZM20 38V37H19ZM27 38V37H26ZM41 38V40H39ZM60 38V39H59ZM87 38V39H86ZM95 38L98 40V42H99V45H98V42H97V45H95V47L93 48V50H91V49H89V48H85L86 46H85V44L84 43H86L85 42V40H89L90 39V41H92V39H93V41L95 40ZM152 38H154L153 40H152ZM78 39H79V41H78ZM85 39V40H84ZM112 39V40H111ZM115 39H116V43H115ZM120 39V41H118ZM121 39H122V41H121ZM156 39H158V40H156ZM160 39V40H159ZM218 40V42H217V40ZM35 40V39H34ZM49 40V41H48ZM54 40V41H53ZM60 40V41H59ZM73 40V41H72ZM124 40V41H123ZM205 40V41H204ZM222 40V41H221ZM262 40H264V39H262ZM64 41H67V43L65 44V43H63ZM77 43H76V42ZM81 41H84V42H82L81 43ZM104 41V42H103ZM106 41H107V43H106ZM110 41L112 42V44H110ZM119 43H118V42ZM156 41V42H155ZM194 42H196V41H198L197 40V38H195V40H193ZM241 41V42H240ZM243 41V42H242ZM44 42V43H45ZM70 42H72V43H70ZM105 43V45L106 46H104L103 45V43ZM160 42H162V43H160ZM201 41H200V39H199V42L198 43H200ZM206 42H208L209 44H207ZM257 42V43H256ZM262 42H264V41H262ZM261 42V43H262ZM58 43V44H57ZM62 45H61V44ZM69 43H70V45H69ZM76 43V44H75ZM94 43H95V41H94ZM202 43V42H201ZM202 43V44H203ZM241 44V43H243L242 45H243V47H242V45L241 46H238L237 44ZM62 46V47H58V46H60V45ZM72 44H75V46H72ZM96 44V43H95ZM115 44V45H114ZM196 44H197V42H196ZM215 44V45H214ZM262 44H264V43H262ZM49 45V46H48ZM66 45H68V46H70L71 47V49H69L68 47H66V48H64ZM76 45H77V47L79 46V45H82V49H81V46H80V49L79 48H77L76 47ZM109 45H111L110 47H109ZM157 45H155V46H157ZM198 45H196V46H198ZM221 45V46H220ZM98 46H100V49H101V51H99V48H98ZM103 48H102V47ZM115 47V52L113 51L114 50V47ZM204 46H203V48H204ZM231 46H232V48L234 47L235 48V46H238L240 49H238V50H240L239 52L237 51L236 52V54L237 55H240V57L242 58H239V59H237L236 58V60H235V57L237 56H235L234 54H235V52H234V50H237V47L234 49V50H231L232 48H231ZM51 47V48H50ZM74 47H75V49H74ZM106 47H109V51H107L106 50ZM112 47H113V49H112ZM160 47H158V48H160ZM183 48V47H181V44H179L178 45V47L177 48ZM63 48L67 51H69V53H68V51H67V53H66V51L65 50H63ZM83 48L84 49H86V50H83ZM111 48V49H110ZM185 49H187L186 47H184ZM226 48H229V49H226ZM87 49H89V56H88V50ZM130 49V48H129ZM185 49H183L184 51H185ZM258 49H256V50H258ZM57 50V53H55V51ZM58 50L60 51V52H58ZM179 50V49H178ZM227 50H228V53H227ZM113 51V52H112ZM128 51V50H127ZM180 52H182L181 50H179ZM253 51V52H252ZM260 51H257V52H260ZM47 51H44V54L46 53ZM63 52H65V53H63ZM93 52H94V54H93ZM100 54V52H101V54L99 55L98 53ZM107 52V53H106ZM129 52H130V54L132 53L133 54V58L131 57V60H130V62H133V60L132 59H134V62H133V64L134 65H136L137 64V58L136 57H134L135 55H137L136 54V52L133 50V49H130L129 50ZM198 52V53H197ZM54 53V54H53ZM60 53H62V54H60ZM106 53V55H104ZM111 53H112V55H111ZM60 54V55H59ZM67 55V57H66V55ZM103 54V55H102ZM186 54V53H185ZM55 55V56H56ZM97 55H99V58H96L95 59V57L97 56ZM101 55H102V58H103V60H102V58H101ZM110 55V56H109ZM226 55H228L227 57H226ZM55 56H53V58L55 57ZM87 56V57H86ZM108 56V57H107ZM129 56V55H128ZM219 56H220V58H219ZM235 56V57H234ZM57 56H56V58H58ZM89 57V58H88ZM107 57V58H106ZM110 57H111V59H110ZM190 57V58H191ZM213 59H212V58ZM222 57V58H221ZM229 57V58H228ZM234 57V58H233ZM244 57V58H243ZM247 57H248V59H247ZM56 58L54 59V60H56ZM69 58H71V60L69 61ZM94 58V59H93ZM109 58V59H108ZM193 58H191L192 60H193ZM219 58V59H218ZM234 60H233V59ZM251 58H253V57H251ZM255 58V57H254ZM92 59H93V61H92ZM99 59V60H98ZM102 61H101V60ZM106 59H108V62H107V60ZM136 59V60H135ZM225 59L227 60L228 59V63H229V65H227V67H228V70H227V67L225 66V68H224V70H226V71H224V72H222L223 70H222V68H221V72H222V74H221V72H219L218 70L219 69H217L216 68V66L218 65V63L219 62H221L222 60H224L225 61ZM245 59V60H244ZM92 62H91V61ZM94 60H95V62H94ZM97 60H98V64H97ZM126 60H128V59H126ZM229 60H231L232 62H234L235 64H236V67H235V64L234 63H232L231 61L229 62ZM240 60H242V61H240ZM244 60V61H243ZM253 60H255V59H253ZM258 60V61H257ZM100 61H101V63L102 62H104V63H106L105 65H104V63H102V66H101V63H100ZM110 61H112V62H110ZM246 61V64H248L249 65V67L248 66H246L245 67V69H248V68H250V67H252L251 68V70L253 69V67H255L254 69L256 70L255 72H253V73H251V74H253V75H250V73L248 72V71H245V72H248V76H245V73H244V71H243V69H240V68H242L243 67V65L245 66V64H243L244 62ZM78 62V63H77ZM126 62H128V61H126ZM190 62H192V63H190ZM223 62V61H222ZM227 62H225V63H227ZM239 62H240V64H239ZM68 63V64H69ZM110 63V64H109ZM232 63V64H231ZM243 65H242V64ZM113 64V65H112ZM125 64V63H124ZM127 64V63H126ZM178 64H180V63H178ZM192 67V69H191V67L189 66V65ZM68 66L71 70H70V72H73V71H75V70H72V69H74V68H77V66L76 67H74V68H71V67H73L72 65L71 66ZM104 65V66H103ZM224 65V64H223ZM226 65V64H225ZM230 65H231V67H230ZM95 66V67H96ZM241 66V67H240ZM98 67V66H97ZM96 67V68H97ZM130 67V66H129ZM129 67L127 66V72H128V74H127V72H125V74H127L126 75V77L124 76V80H126V79H128L127 77L131 74V73H129L130 72V70L132 69L131 67H130V69H129ZM189 67H190V70H188L189 69ZM196 67H197V69H196ZM230 67V68H229ZM235 67V68H234ZM248 67V68H247ZM259 67H260V65H259ZM186 68H188V69H186ZM180 69V70H179ZM186 69V70H185ZM231 69L233 70V71H231ZM237 69V70H236ZM23 70V69H22ZM89 70V71H88ZM153 70V69H152ZM185 70V71H184ZM194 70V71H193ZM195 70H196V72H195ZM250 70V69H249ZM87 71L88 72H90L91 70L88 68L87 69ZM171 71V70H170ZM228 71H230L231 73L229 74V72ZM258 71H260L261 73V75H258V76H256V75H254L255 73H257ZM101 72H99V73H101ZM169 72V71H168ZM167 71H166V73L169 75V73H168ZM192 72V74H190ZM199 72H200V70H199ZM237 72V73H236ZM241 72V76H239L240 73ZM22 73H24L25 74V76H27L26 75V73L24 72V70L22 71ZM244 73V74H243ZM24 74H22L23 76H20V79H22V80H20L21 81V85L20 86H23L22 84V81H23V79L25 78V76H24ZM170 74H172V76H173V72L172 73H170ZM201 74V73H200ZM233 74H235V75H233ZM243 74V75H242ZM257 74H259V72L257 73ZM181 75H179L180 77H181ZM190 75V76H189ZM192 75V76H191ZM216 75H217V79H216ZM232 75V78L231 79H233V80H230L229 82L227 81L228 79L227 78H229V77H227V76H231ZM170 76V75H169ZM221 76V77H220ZM242 76H245V77H242ZM250 76H252V78L250 77ZM254 76H256V78L254 77ZM23 77V78H22ZM90 77L91 76H89L88 78H86V79H88V80H90ZM130 77H131V75H130ZM129 77V78H130ZM259 77H261L260 79H262V82H261V85H259V86H262L261 87V89L259 88V86L257 87V85H253V82L254 83H256V81L258 80V78ZM211 78L213 79V81H211ZM225 78V79H224ZM241 78H244V80L242 79L241 80ZM247 78V79H246ZM249 78V79H248ZM174 79V78H173ZM175 79H176V76H175ZM174 79V80H175ZM179 79V78H178ZM178 79H176V80H178ZM220 79V80H219ZM223 79H224V81L225 82H222L223 81ZM236 80V81H235ZM247 80V81H246ZM252 80V82H251V85H250V81ZM169 81L171 82V81H173V80H171V79H169ZM179 81V80H178ZM184 81V80H183ZM185 81H184V83H185ZM238 81H240V82H238ZM86 83L88 82L87 80L85 81ZM176 82V81H175ZM180 82H181V79H180ZM89 83V82H88ZM174 83V82H173ZM177 83H179V82H177ZM245 84V83H247V89H245L246 88V85H241V84ZM117 84H119V82L117 83ZM169 84V83H168ZM180 84V83H179ZM181 84H183L182 82H181ZM196 84H197V82H196ZM173 85V84H172ZM194 85V84H193ZM192 85V86H193ZM214 85V86H213ZM238 85H239V87H238ZM253 86V89L252 90H254L253 92H252V90H251V88H249L248 86ZM118 86V85H117ZM175 86V85H174ZM177 86H175L176 88H177ZM190 86V87H189ZM194 86H196V85H194ZM243 88V86H244V88L242 89L241 87ZM172 87V86H171ZM51 88V87H50ZM173 88V87H172ZM176 88H174V89H176ZM194 88V87H193ZM217 88V87H216ZM248 88L250 89V90H248ZM256 89V91L258 92V89L261 91V93H257L256 91H255V89ZM18 89H20V88H18ZM52 89V88H51ZM170 89V88H169ZM181 89V90H180ZM199 89H201V90H199ZM236 89H238V90H236ZM48 90H49V88H48ZM191 90V89H190ZM190 90H186V97H187V99H190L189 98V96H191V93L192 92H190L189 93V91ZM243 90V91H242ZM50 91V90H49ZM49 91H48V93H49ZM52 91V90H51ZM50 91V92H51ZM191 91H193V89L191 90ZM222 91H224V92H222ZM226 91V92H225ZM228 91H230V92H228ZM243 92V93H240V92ZM245 91V92H244ZM19 92V91H18ZM21 92H23V90H21L20 89V93ZM172 92H174V90L172 91ZM171 91H170V93H172ZM254 92H256V93H254ZM53 93H55L54 91L52 92V94ZM188 93L190 94V95H188ZM195 93V92H194ZM219 93V92H218ZM224 93V94H223ZM228 93H229V96L232 94V95H234L236 98L235 99H233V97L234 96H228ZM245 93V94H244ZM50 94V93H49ZM52 94L51 95H49L50 97L52 96ZM168 95H170L171 96V98L173 99V102L171 101L172 99L171 98H169L170 96H168ZM177 97H176V96ZM202 95H204V94H202ZM202 95H198V98L200 97V96H202ZM244 95V96H243ZM251 95V96H250ZM259 96V100L261 101H259L257 98H258V96ZM261 95V96H260ZM178 96H181V98L180 97H178ZM248 98V100H247V98ZM257 96V97H256ZM242 97V98H241ZM262 97H264V96H262ZM27 98V97H26ZM47 99V97H45L44 96V98L43 99ZM167 98V99H166ZM180 99L179 101L178 100H176V99ZM183 98V99H182ZM198 98L196 99V100H198ZM203 98V96L201 97V99ZM230 98H231V100H230ZM237 98H239V99H237ZM246 98V100L249 102H251V100L253 101V100H255L256 101V103L258 102V104H256L255 103V101H254V103L255 104H251L252 106H248L247 104L246 105H244V109H243V107H240V106H243L241 103V105L239 104V102H242V101H244V100H242V99H245ZM249 98H250V100H249ZM33 99V98H32ZM44 100L45 102H47V100ZM164 99H166L165 101H167V105H165V102H164ZM200 99V98H199ZM201 99L200 100H198L199 102L201 101ZM240 99H241V101H240ZM262 99H264V98H262ZM168 100H170L171 101V103L169 104V102L170 101H168ZM233 100V101H232ZM235 100V101H234ZM238 100H239V102H238ZM245 100V101H246ZM24 102H25V104H26V102L27 103H29L30 105H32V103L34 102V103H36L34 100H33V102H32V100L30 99V101L29 100H27L26 101V99H24L23 100ZM37 101V100H36ZM176 101H178V103L176 102ZM180 101H183L184 102V106L183 105H181V103H183V102H180ZM238 103H237V102ZM195 102H197V101H195ZM227 102H229V105L228 104H226ZM234 102H235V104L237 103V104H239V105H235L234 104ZM246 103V102H245ZM244 103V104H245ZM252 103V102H251ZM23 103H21L20 105H22ZM29 104H26V105H29ZM178 104H180L181 105V107H180V105H178ZM25 105V106H26ZM186 105L187 106H189V107H186ZM231 105V106H230ZM259 105V106H258ZM25 106H23L22 108H21V106L19 107V105H18V108H21V109H25ZM182 106L183 107H186V109L187 108H189V109H187V110H184L185 108H182ZM226 108H225V107ZM234 106H237L238 108H239V111H238V109H237V107H234ZM248 106V107H247ZM255 106H256V108H255ZM261 106V107H260ZM168 107V108H167ZM170 107V108H169ZM196 107H198L197 109H196ZM225 109H224V108ZM236 108L235 110H234V108ZM245 107H247V109H245ZM253 107V108H252ZM259 107V108H258ZM159 108H161V109H159ZM231 109V110H228V109ZM243 110H242V109ZM248 108H249V111H248ZM255 108V109H254ZM258 108V109H257ZM165 109V110H164ZM167 109V110H166ZM172 109V110H171ZM226 109H227V111H226ZM233 109V110H232ZM252 109V110H251ZM257 109V110H256ZM174 110L176 111V113L174 112ZM243 112H242V111ZM245 110H247L248 112H249V114H251V116H250V119H247L248 118V116H243L244 114H247L248 112H246L245 113ZM251 110V111H250ZM256 110V111H255ZM260 110V111H259ZM159 111V113L158 114H160V113H162V111L160 112ZM224 111V112H223ZM229 111H231V112H229ZM236 111V112H235ZM173 112V113H172ZM187 112H189V113H187ZM200 112V111H199ZM226 112V113H225ZM229 112V116H228V113ZM257 112H259V114L257 113ZM162 113V114H163ZM167 113H169V114H167ZM175 113V114H174ZM190 113H191V115H190ZM253 113V114H252ZM158 114H156V116H159ZM227 114V115H226ZM231 114H233V115H231ZM248 114V115H249ZM198 117H197V116ZM226 115V116H225ZM237 117V116H239L240 115V118L238 119V118H236L235 116ZM242 115V116H241ZM175 116H176V118H175ZM177 116H179V117H177ZM195 116L197 117V118H195ZM227 116H228V118H227ZM232 116V117H231ZM234 116V117H233ZM168 117V118H167ZM171 117H173V118H175L174 120H175V122L174 121H168V120H173V118H171ZM158 118V119H159ZM170 118V119H169ZM178 118H181V119H178ZM233 118L234 119H238V121L239 120H241V122H243V123H240L239 124V126H238V124H237V122L238 121H236L235 122V120L234 121H232L233 120ZM159 119V120H160ZM168 119V120H167ZM243 119V120H242ZM162 120L160 121V122H162ZM221 120V119H220ZM158 121V120H157ZM177 121V122H176ZM182 121V122H181ZM186 123V124H183L184 122ZM223 121V120H222ZM228 121L230 122V121H232V122H230V123H232V124H230V123H228ZM96 122H98V123H100L98 120H96ZM96 122H95V124H96ZM102 122V121H101ZM171 122H172V125H171ZM233 122H234V124L236 123V127L233 125ZM240 122V121H239ZM244 122H246L245 124H244ZM106 123V122H105ZM104 123V124H105ZM175 123V124H174ZM179 124V126H178V124ZM229 125H228V124ZM100 124H102L101 126L102 127H104V124L103 123H100ZM159 124H161V126H162V123H159ZM159 124H157V125H159ZM180 124H182V126H185V127H182V129H183V131L182 132H179V131H181L182 129H181V125ZM197 124V125H196ZM243 124V126H241ZM175 125H177V126H175ZM192 125H193V127H192ZM27 126V125H26ZM24 124L22 125L21 124V127L20 128H22V129H24L25 130V132L23 133V134H21V136L22 137H24V138H26L25 140L23 139V138H21V136H20V134L18 135H13V136H9V137H6V138H8L7 140L8 141H6V139H3V138H0V140L2 139L4 142L6 141L7 143L9 142L10 143V145H8V144H4L3 145V147L5 148V150L6 151H4L3 149L4 148H2V147H0L1 149H0V153H3V152H6V155H8V152L7 151H9V155L7 156V157H9L10 158V162H8V161H6V162H8V164H5V161L3 162V161H0L2 164H0V167H1V173H3L4 174V172H3V168H5V171L6 170H8L9 168L11 169H9L8 171H6V172H9V174L8 173H5L4 175L6 176L7 174H8V176H9V180L11 181V178L12 177H14L13 178V180H12V182H10V181H7V179H8V176H6V179L5 178H3V174H0V176H1V178H3L2 180L3 181H5V185H3V182H1L2 180H0V264H21V261L23 262L22 264H80L81 263V261L83 260V259H85V257H90V256H92V258L90 257V259H93L94 260V258L96 259H98L99 257L98 256H100V254H102V256H100V258L98 259V261H100L99 263H103L104 261H102V260H104V258H105V260H106V258H107V254L108 253H110V254H108L109 255V257H110V255H111V257H110V260L108 261V259H109V257L107 258V261H108V263H107V261H105L107 264H117V262H118V260H117V257H115L116 256V254H118L117 256H120L119 255V253H116V252H121V250H122V247L125 249V250H122L123 252H125L126 251V245H125V242H124V236H125V220L126 219H124L125 218V215H124V192H125V182H124V174H125V170L127 169V163H126V157L123 155V154H119V153H114V149H115V147H113V149H111L112 150V152H113V155H115V154H117V157H115V159L116 160H114V159H108V157L109 156H111V154L110 155H108V153H109V148H110V144L109 145H106V141L107 140H103V138H102V140H103V142H102V146H107V148H108V150H106V147H105V149H104V147L102 148V147H100L99 145H100V143H98L97 145H98V147H100L101 148V150L103 149L104 150V153L106 152V155H104L105 157H106V159L105 160H101V158L102 159H104V157H103V152L101 151V150H98L99 148L95 145L97 142H96V140L98 139H96L95 140V142L93 141L95 138H92L91 140H92V145L94 144V147H93V149H92V145H91V142H87L86 143V138H88L90 135L89 134H87V135H85V136H83V137H79V139H76V138H73L72 136H65V135H55V134H53V133H51V134H33L32 132H30L29 130H28V128L26 127ZM101 126H99L98 125V128L99 127H101ZM166 126H168V127H166ZM196 128H195V127ZM15 127H16V125H15ZM170 127V128H169ZM231 127V128H230ZM233 127V128H232ZM168 128V129H167ZM179 128L181 129V130H179ZM191 128H192V131H194L195 130V134H194V132H192L191 131ZM193 128H195V129H193ZM229 128H230V130H229ZM239 128H241L240 130H239ZM184 129H185V131L186 132H184ZM253 129H257L260 133H261V136L259 137V138H256V137H254V133H253ZM159 130V131H160ZM229 130V131H228ZM151 131V133H148V132H150ZM158 131V132H159ZM162 131H164V130H161V132ZM176 131H178V133H176ZM191 131V132H190ZM210 131H214L213 133V135H215V136H213L212 134H210V133H212V132H210ZM227 131V132H226ZM232 131H234V132H232ZM153 132V133H152ZM184 132V133H183ZM219 132H220V135H219ZM163 133V132H162ZM176 133V134H175ZM223 133V135H221ZM166 134V135H165ZM175 134V135H174ZM198 134V133H197ZM196 134V135H197ZM217 134V135H216ZM36 135H37V137H36ZM82 135V134H81ZM89 135V136H88ZM184 135V136H183ZM189 135V136H188ZM194 138H192L191 136ZM19 136H20V138H19ZM25 136H27L28 138H29V140H28V138L27 137H25ZM88 136V137H87ZM92 136V135H91ZM91 136L89 137V138H91ZM93 136H95V135H93ZM99 135H97V137H98ZM144 136L146 137V138H144ZM156 136H158V137H156ZM215 138H213V137ZM14 137V138H13ZM30 137H31V139L32 138H37V139H34V140H36L38 143H36V142H34V141H32L31 139H30ZM40 137V138H39ZM71 137H72V139H71ZM96 137V136H95ZM169 137V136H168ZM199 137V136H198ZM212 137V138H211ZM5 138V137H4ZM12 138H13V140L14 141H16L15 142V144H14V148H11L12 146H13V143L11 144V142H13V141H10V140H12ZM15 138H17V139H15ZM19 138V139H18ZM41 138H42V140H41ZM78 138V137H77ZM108 137H106V138H104V139H107ZM125 138V137H124ZM151 138L149 137V139L147 140V141H150L151 140ZM153 138H152V141H153ZM181 138V139H180ZM186 138V139H185ZM192 140H195V141H192ZM21 139H23V141L21 140ZM100 140H101V137L99 138ZM99 139H98V141H99ZM117 139H122V137H119L118 136V138ZM176 139V138H175ZM20 140H21V142H20ZM34 142L38 147L37 148H35L36 146H35V144H33L32 142ZM51 142H50V141ZM80 142H78V141ZM86 140V141H85ZM101 140V141H102ZM108 140H109V138H108ZM111 140V139H110ZM144 140V141H143ZM216 140V141H215ZM3 141H1V143L3 142ZM28 141H30V142H28ZM39 141H42V143L41 142H39ZM45 141V142H44ZM48 141V143H46ZM85 141V142H84ZM89 141V140H88ZM121 143V141L120 140H116V138H112V140H111V142L113 143V145L115 144L116 145V143L117 144H120L119 142ZM183 141V142H184ZM3 142V143H4ZM20 142V143H19ZM43 142H44V144H47V146H48V144H49V146H51V144H53L52 146H55V147H52V150L51 149H49V148H51V147H49L48 149L49 150H47L46 148H45V146L43 145ZM73 142H75V143H73ZM187 142H185V143H187ZM194 142V143H193ZM19 143V145H20V147L19 146H17V144ZM25 143H29V144H25ZM31 143L34 145L33 146V148H34V151H36V153H40L41 152V150L38 152V150L42 147H44L47 151L46 152H50V150H51V154L50 155H52V153H54V154H56V152H58L57 154H58V156H57V154L55 155V156H53L52 155V157H55V159H56V157L57 158H59L56 162H58L59 160H63V162H61V163H64V162H67V161H64V159H61V157L63 156H66L65 154H64V152H69L70 154L69 155H67L68 156V159H69V161H71L70 163H77V165H75V166H77L78 168H80V167H83V168H80V169H78L77 168V170H76V167L74 166V165H72V166H74V170H76V171H71L70 173H69V171H67L66 169H64V170H62V165L60 164V161H59V165H61L60 166V168L59 167H57V165L58 164H55V162H54V160H53V158L49 155V158L48 159H50V160H44L45 158H42V156H40V155H36L37 157H35V152L34 151H32L31 149H32V147L29 149L28 147H30V146H32L31 145ZM42 145H41V144ZM61 143V144H60ZM76 143H77V145H78V147H77V145H76ZM105 143V144H104ZM109 142H107V144H108ZM184 143V144H185ZM22 144H24L23 146H22V150L20 151V148H21V145ZM87 146H91V148H90V150H93L92 151V153L93 154H95L94 156H96V157H94L92 154H91V152L90 151H88V149H89V147H87ZM90 144V145H89ZM143 144V145H144ZM6 145H8V146H6ZM16 145V146H15ZM29 145V146H28ZM57 145V146H56ZM112 145V146H113ZM173 145V144H172ZM175 145V146H176ZM1 146H2V144H1ZM9 146H11V147H9ZM59 146V147H58ZM62 146V147H61ZM109 146V147H108ZM146 146V145H145ZM7 147H9V148H7ZM19 147V148H18ZM40 147V148H39ZM57 147L59 148V149H61V150H59V149H57ZM61 147V148H60ZM85 147V148H84ZM15 148H17V149H15ZM23 148H25L24 149V151H23ZM41 148V149H42ZM56 150V152L54 151V152H52L54 149ZM62 148H64V149H62ZM9 149V150H8ZM12 149H15V150H19L20 152H23V153H27L28 154V152H31L30 154L31 155H29L28 154V157H26L25 155H23V158L21 157V159H18L17 157L19 156L18 154H21L19 151V153H15L16 151H14V153H13V151H12ZM27 149V151H25ZM38 149V150H37ZM45 149H44V151H45ZM96 149V150H95ZM3 150V151H2ZM11 150V151H10ZM31 150V151H30ZM110 150V151H111ZM144 150H145V154L147 155V154H151V153H149L150 151L149 150H147L146 149V147H144ZM175 150V149H174ZM43 151V150H42ZM62 152L63 154H59V152ZM64 151V152H63ZM78 151V152H77ZM94 151H95V153H94ZM97 151H99V153L101 154V155H98L99 153L97 152ZM101 151V152H100ZM116 152L118 151V150H115ZM257 151H259V150H257ZM48 152V153H49ZM60 152V153H61ZM22 153V154H23ZM25 153V154H26ZM122 153V152H121ZM174 153L178 156V157H180V156H182L183 155V153H178V152H176V151H174ZM252 153V154H251ZM258 153H256V154H258ZM13 154V155H12ZM16 154V155H15ZM22 154H21V156H22ZM46 153L44 152V154L43 155H45ZM1 155V154H0ZM15 155V156H14ZM60 155H62V156H60ZM72 155H73V158L75 159H70L69 158V156L70 157H72ZM2 156H5V155H3L2 154ZM10 156H13V157H10ZM17 156V157H16ZM24 156H25V158H24ZM32 156H34L35 158H33ZM45 156H47L48 157V155H45ZM66 156V157H67ZM75 156V157H74ZM99 156H101V157H99ZM118 156L120 157H123L124 156V158H121L120 157V159L118 158ZM260 156H262L261 157V159H260ZM14 157H15V159H14ZM39 157V158H38ZM40 157H41V159H40ZM98 157V158H97ZM112 157V156H111ZM114 157V156H113ZM254 157L256 158L255 160H254ZM9 158H7L8 160H9ZM19 158H20V156H19ZM28 158H32L31 160L33 161L34 160V162L33 163H35V164H32V162H30V159H28ZM77 158H79V159H81V160H79V159H77ZM97 158V159H96ZM100 158V159H99ZM1 159L3 160V157H1ZM6 158H4V160H5ZM14 159V160H13ZM17 159H18V161H17ZM23 159H27L28 160V162H29V164H31L32 166H30L29 164H27L26 162H24V160ZM40 159V160H39ZM68 159H66V160H68ZM53 160V161H52ZM76 160H79V161H77V162H73V161H76ZM82 160H84V161H82ZM247 160H249V161H247ZM254 160V161H253ZM17 161V162H16ZM19 161H20V164H19ZM24 162V170H23V167H21L20 165H21V163H22V165H23V162ZM36 161V162H35ZM39 161H40V163H41V161L42 162H45V163H41V164H43V166H44V169H42L43 168V166L41 167V165L39 164ZM48 161H50V163H47ZM247 161V162H246ZM13 162H15V164L17 163V166H18V164H19V166H18V170L20 171V172H23V173H21V175H20V172L18 173L19 174V178H16L15 179V174H16V170H15V167L14 166H16V165H14L13 164ZM53 162H54V164H53ZM80 162V163H79ZM84 164H83V163ZM249 162V163H248ZM252 162V163H251ZM3 163H4V165H3ZM25 163H26V165H29V166H26L25 165ZM38 164V166H37V164ZM231 163V166H229V168L227 167L229 164ZM245 163H248V167L247 168H245L244 167V165H245ZM47 164L49 165H52V166H50V168H51V171L54 169V165H56L55 166V168L57 167V169L59 168V169H61L62 171H64L65 173L64 174H66V175H63V176H58V177H54V174L58 171L59 172V170H57V169H54L53 171H56L53 175L50 173V169L47 167ZM64 164H66V163H64ZM81 164H83V165H81ZM112 164H113V166H112ZM254 164V165H253ZM262 164H264V163H262ZM261 164V165H262ZM7 165V166H6ZM8 165L10 166V167H8ZM35 165V166H34ZM46 165V166H45ZM66 165H69V163H67ZM65 165V166H66ZM80 165V166H79ZM86 165H87V167H86ZM236 165H237V170H235L234 171V168H236ZM258 165V166H259ZM11 166H12V168L14 167V170L11 168ZM25 166H26V169H25ZM71 166V167H72ZM3 167V168H2ZM29 167V168H28ZM30 167H31V169H30ZM32 167H33V169H35L36 170V173L35 172H33V173H31L32 171H30V170H32ZM37 167V168H36ZM62 167V168H61ZM234 167V168H233ZM250 167H253L252 169H254L253 171H251V168ZM262 167H264V166H262ZM19 168H22V169H19ZM40 170H39V169ZM46 168H48V169H46ZM225 168V169H224ZM30 169V170H29ZM70 169V168H69ZM221 169H223V170H221ZM229 170L228 171V174H231L230 176L228 175V174H224V176H228V177H231L230 179L226 176V177H221L222 175H223V173H227V171H225V170ZM233 169V170H232ZM256 169V170H255ZM12 170L14 171V173H12ZM22 170V171H21ZM34 170V171H35ZM40 172H38V171ZM49 172H48V171ZM60 170V171H61ZM67 172H66V171ZM219 170H221V172H223V173H221ZM231 170H232V172H231ZM44 173H43V172ZM213 171V172H212ZM233 171H234V173H233ZM236 171H237V175L235 174L236 173ZM247 171H250V172H247ZM121 172V173H120ZM189 172H190V174H192V175H197L196 174V170L194 169V170H189ZM217 172H220V173H218V175L216 174ZM49 173V174H48ZM62 173V172H61ZM60 173V174H61ZM234 174V176H233V174ZM260 173V172H259ZM13 174V175H12ZM17 174V175H18ZM24 174V175H23ZM31 174H35L34 176H32ZM43 175L45 178H49V179H46L45 181H44V177L43 176H41V175ZM115 174V175H114ZM220 174V175H219ZM262 174V173H261ZM15 175V176H14ZM36 175H39V177L41 176L42 177V179H41V177H40V179H39V177H36ZM56 175H58V174H56ZM62 175V174H61ZM255 175L257 176V174L256 173H254V175H253V177H255ZM4 176V177H5ZM26 176V177H25ZM50 176H51V178H50ZM212 176V177H211ZM214 176H216V178H217V176H220V178H222V182L223 183H225L227 180L228 181H232L233 179H232V177L234 178V185L233 184H231L232 185V187L230 188V190L233 188V186H234V189H232L230 192H228L229 190H227V189H229L228 188V186L230 187L231 185L229 184V183H232L231 181L230 182H226L225 184H227V185H224L225 187H223L225 190H226V193H225V190L222 188V191H220L219 192V190L221 189V185H220V182L219 181H221V180H219L218 182H219V184H218V182H216L217 184H216V186H219L218 188H220V189H216V186H214V183H215V179H214ZM261 176V175H260ZM16 177H18V176H16ZM25 178V179H23V178ZM28 177L30 178V180L28 179ZM212 179H211V178ZM244 177V178H243ZM257 177H259V175L257 176ZM0 178V179H1ZM20 178L22 179V180H24L23 182V185L21 184L22 183V181L20 180ZM27 178V179H26ZM33 178V179H32ZM38 180H37V179ZM44 178V179H43ZM208 178H210V179H208ZM219 178V179H220ZM227 178V180H225ZM261 178V177H260ZM32 179V180H31ZM224 179V180H223ZM261 179H264V177H262ZM260 179V180H261ZM17 180H19V181H17ZM37 180V182H38V184L39 185H37V183H34L35 181ZM40 180H42V181H40ZM209 180H210V182H212V184L209 182ZM218 180V179H217ZM14 181H16V182H14ZM25 181H27V184L25 183ZM34 181V182H33ZM49 183H48V182ZM69 181V182H68ZM99 181H101L100 183H99ZM253 181H254V179H253ZM8 182V183H7ZM16 183V184H14V183ZM19 182H21L20 184H19ZM31 182V183H30ZM34 183V185H31V184H33ZM209 182V183H208ZM258 182V181H257ZM18 183V184H17ZM44 183V184H43ZM46 183H48V184H46ZM106 183V184H105ZM119 183V184H118ZM253 183V182H252ZM254 183H256V181H254ZM254 183H253V185H254ZM262 183H264V182H262ZM9 184V185H8ZM36 184V185H35ZM41 184V185H40ZM43 184V185H42ZM100 184V185H99ZM209 184V185H208ZM260 184H261V181H260ZM19 185V186H18ZM22 185V186H21ZM121 185V186H120ZM250 185H251V183H250ZM262 185H264V184H262ZM16 186V187H15ZM18 186V187H17ZM24 186V188H21V187H23ZM211 186V187H210ZM223 186V185H222ZM259 186V184H257V187ZM19 187L21 188V190L19 189ZM257 187H254V186H249L248 188L249 189H251V190H253V191H255L254 193H259V194H261L262 193V191H264V189H261V193L259 192V191H256L255 189H257ZM261 187V186H260ZM17 188V189H16ZM113 188V189H112ZM227 188V189H226ZM223 190H224V195L226 196V198H225V200H227V199H230L229 197H230V194H234L233 195V200H232V204H230V203H228L229 201L231 202V200H229V201H223L224 200V198L223 197H221V196H223V194H222V192H223ZM260 190V189H259ZM60 191V192H59ZM234 191V192H233ZM253 191H252V196L254 197V193H253ZM13 192V193H12ZM213 192H216V191H213ZM220 194H222L221 196H219V193ZM230 193V194H229ZM256 193V194H257ZM107 196H106V195ZM108 194H111L109 197H111L112 199L110 200V202L108 201L110 198L108 197ZM215 194V193H214ZM228 194H229V196H228ZM258 194V195H259ZM262 194H264V193H262ZM261 194V195H262ZM117 195V196H116ZM101 196V197H100ZM262 196H264V195H262ZM262 196H256L255 195V200H256V198H257V200L258 199H260V198H264V197H262ZM91 197H92V200H91ZM96 197V198H95ZM104 197V198H103ZM206 198L208 197V196H205ZM219 197V198H218ZM222 199H221V198ZM234 197H235V199H234ZM99 198V199H98ZM101 198V199H100ZM106 198H109V199H106ZM89 199V200H88ZM95 199H96V203H98V204H96L94 201H95ZM107 200L106 201V203H107V205H105V200ZM220 199V200H219ZM48 200V201H47ZM98 200V201H97ZM171 200V199H170ZM256 200V201H257ZM85 201V202H84ZM90 201V203H88V202ZM172 201H174V204L175 203H178V202H175V200H171L170 202H171V204H172ZM211 203H209V202ZM223 201V202H222ZM262 202V205L260 206V204H261V202ZM87 202V204L89 205V207H88V209H87V207L85 208V205L83 206V203L85 204ZM93 202V203H92ZM101 202V203H100ZM104 204H103V203ZM111 203V204H109V203ZM260 206V207H258V205ZM94 204H95V206H94ZM100 204V207L98 206ZM103 205V207H102V205ZM170 204V203H169ZM208 204H210L209 205V207H212V208H206V207H208ZM212 204L213 205H215V206H212ZM227 204H229V205H227ZM77 206L76 208L74 207V206ZM110 205V206H109ZM177 205H179V204H177ZM176 204L174 205V206H176L175 208H178V206H177ZM224 206V209L225 210H227L226 212H230V209L232 208V210H233V212H231L230 214V216H229V214L228 213H226L225 212V210L223 209V208H221V206ZM230 205H233V206H231V208H230ZM87 206V205H86ZM92 206V207H91ZM97 206H98V209H97ZM104 206L106 207L105 208V210H107V212L106 211H102L101 212V210H102V208L104 209ZM109 206V207H108ZM168 206H170V205H168ZM222 206V207H223ZM84 208L85 210H83L84 212L86 211V212H88V214H85L83 211H81V212H83L84 213V215H88V216H90L91 215V218L90 217H88V220L86 221L85 219H86V216H83V213H82V216H80V214H79V212H80V210H78V209H80V208ZM93 207H95L96 208V211L95 212H93V213H91L92 211H93ZM108 207V208H107ZM111 207V208H110ZM200 207H201V204H200V201L199 200H197L196 202H194L193 204H192V209L195 211V212H197V213H199L200 212ZM240 207V208H239ZM54 208V209H53ZM57 208V209H56ZM93 208V209H92ZM110 208V209H109ZM170 208H172L171 210H173L174 208H173V206L171 205L170 206ZM228 208V209H227ZM73 209V210H72ZM81 209V210H82ZM100 209V210H99ZM209 209V210H208ZM215 209H217V208H215ZM219 209V208H218ZM78 210V211H77ZM89 210H90V212H89ZM178 210V209H177ZM210 210V211H211ZM229 210V211H228ZM99 211V212H98ZM108 211H110V212H108ZM174 211L176 212V209H174ZM69 212V213H68ZM76 212H78V213H76ZM224 212V213H223ZM244 212H246L247 214H248V217L246 216L247 214L245 213L244 214ZM249 212H250V216H251V214H252V216H253V219L254 220H252L253 222H254V225L255 226H257V228L259 229H257L259 232V234L258 233H256L257 232V230L256 229H254V230H256V232H254V230H252L251 228L253 227V223H251V219L250 220H248V218H249ZM251 212H253V213H251ZM262 212H264V211H262ZM48 213V214H47ZM53 213V214H52ZM96 213V214H95ZM101 215H100V214ZM103 213V214H102ZM105 213V214H104ZM106 213H109V214H106ZM208 213V212H207ZM50 214V215H49ZM77 214H79V215H77ZM94 214V215H93ZM200 214V213H199ZM217 214H219V215H217ZM226 214H228L227 216H226ZM255 214V215H254ZM47 216V217H45V216ZM96 215H97V220H96ZM100 215V216H99ZM104 215V216H103ZM109 215H110V217H111V219H109L110 217H109ZM205 215V216H206ZM245 215V216H244ZM93 216V217H92ZM103 216V217H102ZM106 216V217H105ZM217 216H219L218 218H217ZM226 216V217H225ZM256 216V217H255ZM54 217V218H53ZM73 217V218H72ZM75 217V218H74ZM76 217H84V221H82V218H80L81 219V221H82V226H81V224H79V222H81V221H78V220H80V219H76ZM103 219H102V218ZM108 217V218H107ZM230 217V218H229ZM245 217V218H244ZM34 218V219H33ZM36 218V219H35ZM95 218V219H94ZM100 218V219H99ZM186 218V217H185ZM188 218V217H187ZM202 218H204L203 220V223H202ZM219 218H221V221H220V219ZM222 218H223V220H222ZM229 218V219H228ZM44 219H45V221H44ZM49 219H50V223H49ZM52 219V220H51ZM90 219V220H89ZM94 219V220H93ZM107 219H108V221H107ZM227 219H228V221H227ZM243 219L244 220H246V222L244 221L243 222ZM262 219H264V218H262ZM43 220V221H42ZM75 220V221H74ZM76 220H77V222H76ZM92 220V221H91ZM96 220V221H95ZM102 220V221H101ZM106 221V222H104V221ZM110 220H112V221H110ZM220 221V222H218V221ZM37 221V223H35ZM90 221V223H87V222H89ZM96 222V225H95V222ZM100 223V225H101V222H102V224H104L102 227L99 225L98 226V222ZM219 223V226H216V227H218V228H216V227H214L215 225H218L217 223ZM230 221V222H229ZM256 221V222H255ZM72 222V223H71ZM73 222H74V224H77V225H80V226H78V227H80V230H81V228L82 227H84V225H85V223H87L86 225H88L89 227H91V229L88 227V226H86L87 227V229H86V227H84L85 229H86V231L88 232H83V230H79L78 228H77V225H75L74 226V224H73ZM91 222H94V225L91 223ZM205 222V223H204ZM206 222H208V223H206ZM229 222V223H228ZM234 222V223H233ZM244 223V226H245V223H246V225H247V223H250L249 225H251V226H247V228L249 227L250 228V230H252L255 234L254 235H256V234H258V236H260L261 237V239L259 238V240H260V242H259V240H257L258 238H257V236L255 237L256 238V240L255 239H251L252 241L254 240V241H256L257 243L256 244H254V243H251L252 244V246L253 245H255L254 247H257V248H254L253 247V249L254 250H256L255 252H253V253H247V252H249V250L246 248L247 247V245H248V243L246 244V242H251V240H250V238H254L253 236L251 237V235H250V233H248V235L250 236V238L249 237H246L247 236V228H246V230H245V232H244V228H243V223ZM105 223H107V224H112V229L111 230H109L110 228H111V225L110 226H108L107 224H105ZM258 223H259V225H258ZM52 224V225H51ZM73 224V225H72ZM202 224H205V227L203 228V226L204 225H202ZM206 224H208L209 226L207 227L208 229H210L209 231H208V229L206 228ZM233 224V225H232ZM91 225H93V226H91ZM107 225V226H106ZM213 225V226H212ZM37 226V227H36ZM95 226H96V229H93V228H95ZM231 226H232V228H231ZM105 227V228H104ZM106 227L107 228H109V229H106ZM209 227H211V228H209ZM214 227V228H213ZM246 227V226H245ZM101 228V229H100ZM205 228H206V230H205ZM234 228V229H233ZM249 228H248V230H249ZM52 229H54V231L52 230ZM76 229V230H75ZM120 229V230H119ZM216 229V230H215ZM227 229V230H226ZM233 229V230H232ZM262 229V230H261ZM91 230V231H90ZM93 230V231H92ZM96 230H98V232L96 231ZM103 230H106V231H103ZM107 230H109V232L107 231ZM114 230V233H112V231ZM77 231L79 232L80 231V236L78 235L79 233H77ZM91 232V235H92V233H93V235H94V237H92L91 235H90V237H92V238H90L88 235H89V233ZM101 231L103 232L102 233V236L99 234V233H101ZM198 231L200 232V233H198ZM218 231V232H217ZM83 232V233H82ZM94 232H96V233H94ZM105 232V233H104ZM179 232V233H178ZM207 232V234H205ZM228 234H227V233ZM250 232V231H249ZM76 233V234H75ZM81 233L83 234V235H81ZM85 233H87L88 235H86ZM108 233V234H107ZM110 233H111V236H112V239H110L109 240V238H111L110 237ZM177 233V234H176ZM245 233H246V235H245ZM252 233V232H251ZM85 234V235H84ZM96 234L97 235H99V236H101V240L103 241V242H101V240H100V238L97 240V239H95V237H96ZM105 234H107V236H105ZM116 234H118L117 236H119L120 238H119V243H118V245L120 244V242H121V244L117 247V250L119 249V251H116V247L114 248V246H116L117 245V243H115V242H118L117 240H113V238H117L118 239V237H115L116 236ZM172 234V235H171ZM176 234V235H175ZM253 234V233H252ZM210 235V236H209ZM71 236H74V238H75V240H74V238H71ZM83 236H87V240H88V238H89V240L91 239L92 241H93V243L94 244H92V241L90 240V244H89V246L88 245H86V243H88L89 242V240L86 242V241H82V240H86V237L84 238ZM98 236V237H99ZM104 236L106 237V240H107V244H106V242H105V244L107 245H105L104 247H103V245H104V241H106L105 240V238H104ZM181 236V237H180ZM187 236V237H186ZM198 236H200V237H198ZM71 239H73L72 241L70 240V238ZM172 237V239H170ZM179 237V238H178ZM216 237V238H215ZM220 237V238H219ZM19 238V239H18ZM76 238H77V240H76ZM79 238H81V240L79 239ZM84 238V239H83ZM199 238V239H198ZM246 238L248 239V240H246ZM15 239H18V240H15ZM30 239V240H29ZM187 239V240H186ZM199 241H198V240ZM210 239V240H209ZM222 239H224V240H222ZM19 240H21L20 242H18ZM97 240V242L100 240V242L101 243H103V244H101L100 243V246H96L97 247V249L98 250H95V251H98L97 252V254H95L94 255V253H95V251L93 250V252H92V250L89 248V250H91L90 252L89 251H87L88 249H87V246L88 247H90V245H91V247H93L94 248V245H95V243L96 242H94V241H96ZM112 240V241H111ZM171 240H172V242H171ZM208 240V241H207ZM211 240H213L212 242H211ZM228 240V241H227ZM231 240V241H230ZM236 240V242H234ZM78 241V242H77ZM111 241V242H110ZM167 241H168V243H167ZM175 241V242H174ZM184 243H183V242ZM242 241H243V243H242ZM44 244H43V243ZM70 244H69V243ZM78 243V245H77V243ZM81 242H82V244H81ZM84 242H86V243H84ZM109 242V243H108ZM144 242V241H143ZM171 242V243H170ZM187 242H189V243H187ZM42 243V244H41ZM173 243V244H172ZM181 243V244H180ZM234 243H236V244H234ZM260 244L261 245V248H258V246H256L257 244ZM74 244V245H73ZM79 244H80V247H79ZM85 244V246H83ZM98 244H99V242H98ZM97 244V245H98ZM110 244H111V246H112V248L110 247ZM116 244V245H115ZM167 244H169V247H167L168 245ZM208 244H212V245H208ZM233 244V245H232ZM37 245V247H35ZM41 245V246H40ZM46 245H48V246H46ZM75 245H77V248H76V246ZM81 245H82V247H81ZM240 245H241V247H240ZM250 245V244H249ZM260 245H259V247H260ZM33 246L35 247V249L33 248ZM70 246V247H69ZM75 246V247H74ZM102 246V247H101ZM177 246V247H176ZM246 246V247H245ZM252 246H250V247H252ZM85 247V248H84ZM96 247H95V249H96ZM99 247H100V249H99ZM107 247V248H106ZM177 249H176V248ZM250 247L248 246V248L250 249ZM31 248V249H30ZM73 248V249H72ZM75 248L77 249V250H82L81 252L79 251L78 253L79 254H81L82 253V256L84 257V255H85V252L87 253L86 254V256L82 259L81 257V261L79 260V256H78V253H77V250H75ZM79 248V249H78ZM82 248V249H81ZM92 248V249H93ZM102 248H104V249H102ZM111 248V249H110ZM121 248V249H120ZM154 248V249H153ZM167 248V249H166ZM169 248V249H168ZM245 248V249H244ZM85 249V250H84ZM103 251H102V250ZM158 249H160L161 250V252L162 253H160V251L158 250ZM175 249V250H174ZM244 249V250H243ZM253 249H251V251H253ZM34 250V251H33ZM73 250V251H72ZM83 250H84V252H83ZM99 250H101L102 251V253H101V251L99 252ZM108 250L110 251V252H108ZM150 250V251H149ZM154 250V251H153ZM184 250H186V251H184ZM246 250H248V251H246ZM10 251V252H9ZM27 251V252H26ZM30 251V253H28ZM156 251H158L157 253H156ZM26 252V253H25ZM93 253V255L92 254H90V253ZM106 252V253H105ZM108 252V253H107ZM231 252V253H230ZM257 252V253H256ZM24 254V259H23V254ZM37 253V254H36ZM98 253H100V254H98ZM103 253H105V255H106V257H105V255L103 254ZM113 253H115L114 255H113ZM256 253V254H255ZM26 254H27V256H26ZM66 254V255H65ZM74 254H76L75 256H74ZM121 254V253H120ZM125 255H126V253H124ZM123 254V255H124ZM161 256H160V255ZM163 254V255H162ZM220 254V255H219ZM29 255V256H28ZM34 257H33V256ZM96 255H98L97 257H96ZM123 255H121V256H123ZM207 255V256H206ZM234 255H236L235 257H234ZM246 255V256H245ZM81 256V255H80ZM114 256V257H113ZM158 256V258H156ZM184 256V257H183ZM219 256V257H218ZM259 256V257H258ZM28 258V262H26V259ZM104 257V258H103ZM124 257V256H123ZM210 257V258H209ZM214 257V258H213ZM246 257V258H245ZM261 257H262V260H261ZM9 258V259H8ZM11 258H13V259H11ZM26 258V259H25ZM37 258V259H36ZM65 258H67L66 260H67V262L65 261ZM73 258V259H72ZM78 258V259H77ZM113 258V259H112ZM122 258V257H121ZM121 258L119 257V259L121 260ZM124 258H126V257H124ZM207 258V259H206ZM218 258V259H217ZM241 260H240V259ZM259 258V259H258ZM16 259V260H15ZM32 259V260H31ZM40 259V260H39ZM64 259V260H63ZM75 259V260H74ZM89 259V258H88ZM97 259H96V261H93V264H95L96 262L98 263V261H97ZM112 259V260H111ZM6 261V262H4V261ZM9 260H11V262L9 261ZM12 260L14 261V262H12ZM78 260L80 261V263L78 262ZM86 260H87V258H86ZM159 260H160V262H159ZM172 260V261H171ZM181 260V261H180ZM237 260V261H236ZM253 260H252V262H253ZM259 262H258V261ZM260 260L262 261V262H260ZM18 261V262H17ZM70 261V262H69ZM76 261V262H75ZM85 261V260H84ZM111 261H113V262H111ZM236 261V262H235ZM238 261H240L239 263H238ZM250 261V262H249ZM9 262V263H8ZM37 262V263H36ZM90 262H92L91 260H90ZM89 262V263H90ZM122 262H124V260L122 259V261H119V263L121 264ZM253 262V263H254ZM84 263V262H83ZM101 263V264H102ZM118 263V264H119ZM252 263V264H253ZM82 264V263H81ZM90 264H92V263H90ZM124 264V263H123Z\"/></svg>", "mask_w": 264, "mask_h": 264}]
</instances>
